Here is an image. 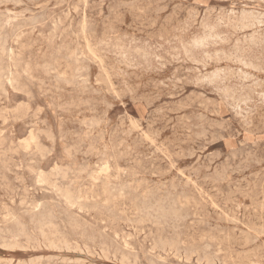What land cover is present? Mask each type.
Here are the masks:
<instances>
[{
  "label": "rangeland",
  "instance_id": "1",
  "mask_svg": "<svg viewBox=\"0 0 264 264\" xmlns=\"http://www.w3.org/2000/svg\"><path fill=\"white\" fill-rule=\"evenodd\" d=\"M17 1L18 0H11V1L10 0H2V2L0 1V3H1L0 4V15L2 14L1 15L2 17L0 16V47L2 49L5 48L4 49L5 51L0 48V53H1V51H4V52H2L4 54L1 53V55H0V60L3 59L0 61V63L2 64V65H0V68H1L0 73L3 75V76L0 75V79L1 80L3 79V81L0 80V89L5 88L4 89L5 91L0 90V92L2 91V93H3V94L0 93V112H1L0 113V132H1V134H0V152H1L0 153V179H2V180L5 179L3 181L0 180V188H1L0 189V218H1L0 224H2V226L0 225V230L4 232V234H3V232L1 233V231H0V234H2V236L0 235V240H1V243L3 244L0 246L1 247L0 248V264H8V263H10V264H22V263L27 264V262H28V264H30V263L31 264L32 263L33 264L34 263L35 264H41V263L43 264L44 262H45L44 264H49V263L50 264H52V263L53 264H61V263L62 264H64V263H66V264H70V263L71 264H119L120 263L121 264V262H124V264H127V262L129 260L131 261V259H132L131 262H133V263L128 262V264L129 263L130 264H134V263H136V264H148L149 262L151 263V261H154V263L152 262L151 264H198L202 258L204 259V257H205V259L206 258L207 259L206 260L202 259V261L199 264H206V263L208 264L207 260L211 264H213V263L214 264H222L223 262H224L223 264H252V262H253V264H264V243H263L264 242V208H263L264 207V194H263L264 193V184H263L264 183L263 182L264 181V105H263L264 104V69H262V68H264V65H263L264 64V56H262L264 54V51H263L264 41H262L264 39V25L261 24L264 21V14H262V13H264V0H253L254 2H252V0L251 1L250 0H247V1L246 0H244V1L243 0H164V1H162V0H137V1H135V0H83V3H82V0H80V1L79 0H73V5H72V0H65L64 2L66 4H64V2H62L63 0H58V1L57 0H49L50 3L47 0H43L44 1L43 3H42V0H25V1L19 0L18 3H17ZM54 1H56L57 4ZM132 1H135V2H133V4H132L131 3ZM159 1H160V3H159ZM257 1H259V2H257ZM23 2H25V4H23ZM97 2H99L98 4H100V5H98V4L96 5ZM128 2H129V5H132L133 7L131 6L132 7L131 8L129 6V8H127V10H126V7H128V5H127ZM3 3H4V5H3ZM16 3L18 6L16 5ZM121 3L125 4V5L122 6ZM134 3H136L135 5L137 8L135 7ZM94 4H95V6H94ZM148 4H150V5H148ZM67 5H68V7H67ZM117 5L118 6L121 5L122 7L120 6L121 8L119 7L120 9H118ZM13 6L15 8H13ZM28 6H29V8H28ZM246 6H248V7H246ZM52 7H53V10H52ZM58 7H62V8H58ZM111 7L115 8L118 12H116V10L113 8L111 9ZM123 7H125V8H123ZM25 8H27V9H25ZM56 8H58V9H56ZM67 8H68V10H67ZM74 8H76V9H74ZM210 8H211V10H210ZM8 9H11V10H8ZM146 9H148V12ZM158 9L160 10V12L158 11ZM162 9H163V11H162ZM193 9L196 12L195 14L193 13V11H194ZM220 9H222V10H220ZM6 10H7V12H4ZM111 10H112V12H111ZM124 10H126V11H124ZM189 10H191V11H189ZM109 11L113 14H111ZM119 11H121V13ZM211 11L212 12L215 11V12L212 13ZM244 11L245 12L247 11L246 12L247 14ZM154 12L157 14H155ZM185 12L188 15L187 14L185 15ZM203 12H205V13H203ZM243 12L245 13V15L243 14ZM259 12H261V16H258V15H260ZM11 13H13L14 15ZM16 13L17 14L19 13V14L17 15ZM118 13H119V15H118ZM146 13H147V15H146ZM177 13H179V14H177ZM251 13H253L254 15H252ZM44 14H45L46 18L44 16ZM49 14H50V16H49ZM114 14L116 17L114 16ZM138 14H140V15H138ZM196 14L198 17L196 16ZM207 14H208V16H211V17H208ZM229 14L230 15L232 14V16L229 17L230 16ZM3 15L6 17H3ZM168 15H171V16H168ZM190 15H191V17H190ZM194 15H195V18H194ZM12 16L17 18V19L13 18ZM83 16H85V17H83ZM120 16H121V18H120ZM241 16H242V18H241ZM250 16H252V17H250ZM255 16H256V18H255ZM47 17H48V19H47ZM206 17H208L209 20ZM217 17H219L220 19ZM257 17H259V18H257ZM107 18H108V20H107ZM115 18H117V21ZM211 18L213 20L216 19L217 21L216 20L212 21ZM191 19H194V20L192 21ZM241 19H243L244 21ZM245 19H247V20H245ZM19 20L21 23L19 22ZM149 20H150V22H149ZM189 20H190V22H189ZM205 20H206V22H205ZM225 20H227V21H225ZM233 20H235V21L233 22ZM6 21H8V22H6ZM80 21H82V22L80 23ZM253 21H256V22L254 23ZM260 21H262V22H260ZM94 22H95V24H94ZM100 22L101 23L103 22L102 24L105 23L104 24L105 27ZM108 22H110L111 24ZM118 22H119V24H118ZM215 22H219V23H215ZM220 22H222V23H220ZM235 22H237V23H235ZM241 22L244 24H242ZM2 23H3V25H2ZM8 23L9 24L11 23V25L14 26L16 29L13 28ZM87 23H88V25H86ZM121 23H123V24H121ZM150 23H151V25H150ZM164 23H166V24L164 25ZM178 23H179V25H178ZM180 23H181V25H180ZM182 23L185 25H183ZM192 23H193V25H192ZM194 23L196 25H194ZM246 23L248 24V26ZM19 24H21V25H19ZM27 24H29V25H27ZM50 24L53 26L51 27ZM69 24H70V26L72 25L71 28H69L70 27ZM80 24H81V26H80ZM202 24H205V25H202ZM219 24L222 27H218ZM250 24H251V26H250ZM1 25L3 26L4 30H3ZM7 25L9 28L6 29ZM30 25L32 26V28ZM91 26H92V28H91ZM203 26L205 29H203ZM206 26H208V27H206ZM79 27H80V30L78 29ZM147 27H149V28H147ZM173 27H174V29H173ZM190 27H191V29H190ZM196 27H197V29H196ZM232 27H234V28H232ZM127 28H129V29H127ZM252 28L254 30H252ZM14 29H15V31H14ZM17 29H19V30L17 31ZM81 29H82V31H81ZM180 29H181V31H180ZM208 29L209 30L212 29L211 30L212 32L211 31L209 32ZM249 29H251V30H249ZM5 30H8V31H5ZM61 30H62V32H61ZM174 30L176 32H174ZM183 30H185V31L187 30V31L185 32ZM79 31L81 32V34L79 33ZM103 31H104V34H106V35L103 34ZM105 31H107V32H105ZM110 31L114 35L110 34L111 33ZM163 31L165 32L166 35L163 33ZM182 31H183V33H182ZM205 31H206V35H205ZM4 32L5 33L8 32V33L5 34ZM139 32H141V34ZM196 32H197V36H196ZM198 32L200 34H198ZM240 32H241V34H240ZM11 33L13 35H11ZM82 33H84V34H82ZM162 33H163V35H165L164 37H163ZM233 33H236L237 35L233 34ZM260 33H262V34H260ZM79 34H80V36L77 37ZM145 34L147 35V37ZM155 34L158 37H153ZM159 34H161V35H159ZM209 34L210 35L212 34V35L210 36ZM250 34H252V35H250ZM100 35L103 37H101ZM115 35H117V37ZM119 35H121V36H119ZM122 35H124V36L122 37ZM221 35H223V36L221 37ZM67 36H68V39H67ZM150 36H152L153 38ZM183 36H185V37H183ZM200 36H201V38H200ZM207 36H208V38H207ZM209 36L211 39L209 38ZM253 36H254V39H253ZM9 37L11 38L12 42L9 39ZM88 37H89V39H88ZM112 37H113V39L115 38L117 41L112 40ZM140 37L142 39H140ZM165 37L170 38V39H171V37H174V38H172L171 40L170 39L167 40V39H165ZM176 37H178V38H176ZM181 37L183 40L181 39ZM187 37H188V39H186ZM190 37L193 38L194 40L191 39ZM202 37H205L204 40H206L207 42L206 41L204 42ZM213 37H214V39H212ZM80 38H82L83 41H85V42H82V41L80 42V40H82ZM94 38H95V40H94ZM104 38H106V39H104ZM118 38H120V39L122 38V39L120 40ZM144 38H146L147 40ZM160 38H161V40H160ZM222 38H224V39H222ZM246 38L247 39L250 38V39H248L249 41L246 40ZM258 38H261V39H258ZM98 39L100 41H98ZM139 39H140V41H139ZM238 39L241 40V42L243 41L242 45ZM101 40H102V42H101ZM142 40L144 41V43ZM195 40H197L196 42H198V43H196ZM222 40L223 41L225 40L226 42L233 41L234 43L231 42V44H229V43L224 44L225 41L223 42ZM236 40L239 41L240 46H239V44H237ZM254 40H257V41L254 42ZM106 41L108 42V44L106 43ZM111 41H113V42H111ZM122 41H123V43H122ZM153 41H154V43H153ZM164 41H165V43H164ZM193 41L195 42L194 44H192ZM214 41L217 43H215ZM246 41H248V43H249L248 46L246 44L247 43ZM250 41H252V43L253 42L254 43L252 44ZM97 42L99 43V45H97L98 44ZM116 42H118V43H116ZM130 42H132V43H130ZM133 42L135 45L133 44ZM257 42L259 44H257ZM102 43L105 47L102 45ZM115 43L117 45L121 44L122 46L121 45H120L121 47L119 45L117 46V45H115ZM205 43H206V45H205ZM207 43L209 45H207ZM218 43H220V44H218ZM164 44L165 45L167 44L166 46H168V48L166 46H164ZM4 45H6V46L2 47ZM187 45H188V47L186 48ZM198 45L202 49L198 48ZM251 45H252V47H251ZM66 46H68V47H66ZM83 46L84 47L86 46V47L84 48ZM123 46H124V48H123ZM129 46H130V48H129ZM148 46H150V47H148ZM244 46H245V48H244ZM8 47H9V49H8ZM74 47H76L77 49ZM92 47H94L95 50ZM110 47H112V48H110ZM253 47H254V49H253ZM260 47H262V48L260 49ZM29 48H31V49H29ZM59 48H60V51L58 52ZM116 48H118L119 50ZM133 48H136V49H133ZM174 48L178 49V50H176L177 52L175 51ZM205 48H207V49H205ZM231 48H234L235 50L231 49ZM65 49L68 52L69 51L70 52L67 53V51ZM145 49H146V52L148 55L146 54ZM157 49H159V50H157ZM209 49L211 50V52L209 51ZM221 49L224 51H222ZM237 49L240 51H238ZM256 49H258V50L256 51ZM28 50L30 51L29 53L27 52ZM75 50L81 51L82 54H81V52H79L80 53L79 54L77 51L76 55H75V53H74ZM128 50L129 51L131 50V52H128ZM63 51H64V53H63ZM100 51H101V53H100ZM122 51H124V52H122ZM151 51L155 54V57H154V54L152 55L153 59L151 58V54H152ZM218 51H219V53H218ZM236 51H238V52H236ZM5 52H7L8 54ZM108 52L111 56L108 54ZM111 52H113V53H111ZM185 52H187V53H185ZM220 52H221V54H220ZM231 52H233V53H231ZM239 52H241V54ZM246 52H247V54H246ZM123 53L125 54V57H124ZM174 53H175V55H174ZM182 53H183V55H182ZM236 53L238 54V56ZM5 54L7 56H5ZM73 54L76 57H73L74 56ZM141 54H142V57H141ZM177 54H178V56L176 57ZM209 54H210V56H209ZM242 54L244 57L242 56ZM83 55H84V57H83ZM132 55H133L134 59H133ZM195 55H197V56H195ZM205 55H206V57H204ZM227 55H229L230 57H227ZM1 56H4L5 58H3ZM26 56H28L29 58ZM112 56L117 60L119 57V60L118 61L112 60V59H114ZM185 56L186 57L188 56L189 58H187V59L190 61H188L186 58H184ZM70 57H73V58H70ZM89 57H92V58L90 59ZM120 57H121V59H120ZM159 57H160V59H162V61L160 59H158ZM174 57H176V58H174ZM233 57L234 58L236 57V58L234 59ZM7 58L9 60V63L7 62L8 61ZM64 58H66V61L64 60ZM191 58L192 59L194 58V59L191 60ZM230 58H231V60H229ZM232 58L234 61L232 60ZM237 58H239L240 61L241 60L242 61L241 62L238 61L239 59H237ZM243 58H244V60H243ZM247 58H248V60H247ZM261 58H262V60H261ZM67 59H70V60L67 61ZM92 59H94L95 61ZM126 59H127V61H125ZM147 59H149V61ZM203 59H205V60H203ZM216 59L217 60L219 59V61H217ZM225 59L229 60V61H226ZM71 60H72V62H71ZM83 60H84V62H82ZM209 60H210V62H209ZM3 61H5V62H3ZM114 61H117V62H114ZM120 61H122V62L124 61V66L121 64L122 62H120ZM166 61H167V63H166ZM178 61H179V63H178ZM183 61H184V63H183ZM197 61H198V63H196ZM231 61L235 65H233V63ZM254 61H255V63L256 62L257 63L254 64ZM261 61H262V63H261ZM44 62H46V63H44ZM119 62H120V64H118V66H116L117 63H119ZM128 62H130V63H128ZM131 62H133L132 63L133 65L131 64ZM186 62H187V64H185ZM189 62H191L190 64H192V65H190ZM193 62H195V63L193 64ZM200 62L203 63L205 66L203 64H201ZM217 62H220V63H217ZM3 63H5L7 65L5 66V64H3ZM85 63H87V64H85ZM143 63L145 65H143ZM169 63H170V65H168ZM125 64H126V66H125ZM146 64L148 67L146 66ZM161 64H162V66H161ZM245 64L247 67H245ZM250 64L254 67L248 68L249 67L248 65H250ZM44 65H45V67H42ZM46 65L48 68H46ZM3 66L6 67L7 69L4 68ZM49 66L51 67L50 69H49ZM73 66H75V67H73ZM83 66H84V68H83ZM98 66H99V69H98ZM128 66L131 70L128 69ZM156 66L158 68L159 67L161 68V72L159 70L160 68L158 69ZM179 66L181 67V69H179L180 68ZM256 66H257V68L259 67L260 70L257 69ZM2 67L6 71H4L2 69ZM79 67H82V68H79ZM100 67L102 69H100ZM109 67H111V68H109ZM134 67H136V68H134ZM57 68H58V70H57ZM67 68H68V70H67ZM137 68H138V70H137ZM153 68H154V70H153ZM202 68H203V70H202ZM241 68L243 71L240 70ZM253 68L255 70L257 69L256 72H255V70H253ZM47 69H48V71H47ZM139 69H140V71H139ZM143 69H145V70H143ZM232 69L234 70L233 73L235 75L232 73V71H233ZM119 70L121 72L125 71L124 75L126 77L123 76V74L120 73ZM156 70H157V72H156ZM63 71H64V74L62 73ZM143 71L146 73V75ZM240 71H241V73H240ZM245 71H246V73H245ZM47 72H49L48 75H47ZM82 72L85 73V75H83ZM102 72H103V75H102ZM210 72H211V74H210ZM213 72L215 73V76H214ZM235 72L238 73L237 74L238 76L236 75ZM58 73H59V75H58ZM131 73H132V75H131ZM217 73H218V76L216 75ZM227 73H229V74H227ZM239 73H240L241 77H240ZM79 74H81V75H79ZM97 74H98V76H97ZM115 74L117 75V77ZM232 74H233V76H232ZM73 75L75 77H73ZM135 75H136V78L139 80H137L135 78ZM197 75H199V76H197ZM202 75H204V76L207 75L208 77L204 78V76L202 77ZM229 75H230V77H229ZM245 75H246V77H248L247 80L245 79L246 77H244ZM69 76H70V78H69ZM118 76H121V77H118ZM139 76H140V78H139ZM249 76L251 79L249 78ZM127 77L129 78L128 80L126 79ZM209 77H211V78H209ZM214 77H216L218 81ZM221 77H223L224 80ZM226 77H229L230 79L226 78ZM252 77H254V78H252ZM60 78H61V81H60ZM195 78L196 79L199 78V79H197V81H193V80H195ZM212 78H214V79H212ZM81 79H84L85 81L81 80ZM98 79H99V81H98ZM122 79L125 82L122 81ZM169 79H170V81H169ZM171 79H172V82H171ZM178 79H181L180 83L178 82L179 81ZM201 79L204 81H201ZM205 79H206V81H205ZM240 79H241V81H240ZM242 79H244V80H242ZM253 79H255L254 83L252 82ZM63 80H66L67 82L66 81L64 82ZM80 80H81V82H80ZM198 80H200L201 83ZM213 80H216V81H213ZM86 81H88V82H86ZM208 81L209 82L212 81V83H209ZM221 81L224 82V84ZM227 81H229V82H227ZM76 82H77V84H75ZM94 82H96L97 84ZM258 82L260 84H263V85H260ZM65 83H67L66 87H65ZM70 83H72V85H75V86L70 85V87H69L68 84H70ZM161 83L166 84L167 87L165 85L162 86ZM84 84L87 86H85ZM227 84H229V85H227ZM244 84H245V86H244ZM253 84L257 85V87L254 86ZM129 85H130V87H129ZM172 85H174V86H172ZM211 85H212V87H211ZM237 85H239V86H237ZM77 86H78V88H76ZM224 86L227 90L224 89ZM261 86H262V88H260ZM79 87L80 88L83 87V88L80 89ZM85 87H86V89L83 91V89ZM155 87H156V89H155ZM242 87H246V88L242 89ZM250 87H251V89H250ZM255 87H256V90H255ZM125 88H127V89H125ZM152 88H154V89H152ZM235 88L237 90H235ZM240 88L242 90H240ZM90 89L92 91H90ZM107 89H108V91H107ZM212 89H213V91H212ZM215 89L218 91H216ZM98 90H99V92H97ZM126 90H128L129 92L131 91V92L128 93V91H126ZM251 90H254L255 93ZM93 91H94L95 95H93L94 94ZM214 91H215V93H214ZM227 91H229L230 94L233 92V94L230 95L229 92H227ZM234 91H235V94H234ZM4 92L7 93L6 94L7 97H6ZM101 92H102V94H100ZM112 92H114V93H112ZM221 92H223V93L221 94ZM224 92L226 94H224ZM260 92H262V93H260ZM30 93H31V95H30ZM149 93H151V95ZM156 93H157V95H156ZM246 93H248V94H246ZM256 93H258L260 96ZM238 94H239V96H237ZM253 94H254V96H252ZM116 95H117V97H116ZM171 95L173 96V98H171L172 97ZM223 95H224V98L226 100L224 98L222 99L221 96H223ZM227 95H229V96H227ZM240 95H241V97L242 96L244 97V99L242 98L244 101L246 99L247 100L245 102L242 101V99H241V101H237L238 99L240 100V98H241ZM247 95L249 97H247ZM168 96H169V98H168ZM261 96H262V98H261ZM49 97L51 100L49 99ZM130 98L132 100H129ZM180 98H182V99H180ZM227 98H229V100H227ZM235 98H237V99H235ZM250 98H251V100H250ZM254 98H255V102L253 101ZM248 100H249V102L246 103ZM85 101H86V103H85ZM207 101H208V103H207ZM225 101H227V103ZM230 101L232 102V104H230ZM235 101H237L238 103H236ZM260 101L262 103H260ZM144 102L145 103L147 102V104H145ZM223 102H225V103H223ZM240 102H241V104H240ZM107 103H108V105H107ZM57 104H58V107H57ZM72 104H74V106ZM213 104H215V106ZM59 106L62 108H59ZM244 106H246V107H244ZM108 107H110V108H108ZM75 108H77V109H75ZM235 108L236 109L239 108V109H237L238 111ZM248 108H249V110H248ZM109 109H112V110L110 111ZM251 109L253 111H250ZM153 110L155 113L153 112ZM240 110H242V111H240ZM8 111L10 114H8ZM16 111L18 114L16 113V115H15ZM156 112H158V113H156ZM250 112H251V114H250ZM5 113H6V115H5ZM20 113L22 115H20ZM96 113H97V115H96ZM105 115H106V117H105ZM99 116H100V118H99ZM174 116H176V117L174 118ZM13 117H14L15 121L13 120ZM193 117H195V119ZM10 118H12L13 121ZM160 118H161V120H160ZM241 118H243V120H241ZM245 118H246L247 122H245L246 121ZM3 119H4V121H1ZM170 119H171V121H170ZM6 120H7V122H6ZM84 121H87V122H84ZM151 121H152V123H151ZM165 121H167V125H165L166 124ZM81 122H83V123H81ZM244 122L247 124H245ZM248 123H250V124H248ZM29 124H30V126L28 127ZM87 124H88V126H87ZM34 125H35V127H34ZM80 125H82V126H80ZM92 126H94V127H92ZM104 126H105V128H104ZM244 126H246V127H244ZM262 126H263V128H262ZM95 128H97V129H95ZM99 128L101 130H99ZM102 129H104V131ZM105 129H106V131H105ZM113 129L115 130V132H113L114 131ZM39 130H42V131H40L41 134H39L40 132L38 133ZM256 130H257V132H256ZM29 132H31V133H29ZM101 132H103V134ZM129 132L131 133V135H129L130 134ZM27 133H28V136H31L30 137L31 139L27 136ZM48 133H49V135H48ZM111 133H113V135ZM120 133L123 135L121 136ZM194 133H195V135H194ZM75 135H77V136H75ZM182 135H184V136H182ZM49 136H50V138H49ZM44 137L45 138L47 137L46 139L48 141H46V139ZM103 137H104V139H103ZM60 138H61V141H59ZM108 139H110V140H108ZM141 139H142V141H141ZM23 140L27 141L26 142L27 144L24 143ZM32 140H33V142H32ZM64 140H66V141H64ZM119 142L122 143V145H120ZM51 143H54V144H51ZM144 143H146V144H144ZM12 144H14V145H12ZM134 144L135 145L137 144L136 147ZM50 145H52V146H50ZM111 145L112 146L117 145L116 148L118 147V145H120V146L118 147V149H116L115 146L112 148ZM11 146H13V147H11ZM26 146L27 147L29 146V147L27 148ZM167 146H168V148H167ZM70 147H72L73 149L72 148L70 149ZM95 147H97V149H99V150L96 151ZM10 148H12V149H10ZM36 148H38L37 149L38 151L36 150ZM50 148L51 149L53 148V149L51 150ZM77 148L80 149V151ZM85 148L87 149L86 151H85ZM74 149L75 150L77 149L78 152L77 151L74 152L75 151ZM114 149H116V151ZM8 150H9V152H8ZM107 150H109V151H107ZM117 150L121 153H118ZM127 150H128V152H127ZM33 151H35V152H33ZM90 151H91V153H90ZM100 151H101V153H100ZM112 151L116 153L115 154L116 156L114 155V153L111 154ZM124 151H125V153H124ZM155 152H156V154H155ZM187 152H188V154H187ZM10 153H11V155H10ZM150 153L152 154V157H151ZM120 154H122V155L120 156ZM166 154H167V156H166ZM248 154H249V156H248ZM94 155H96V157ZM111 155H114V157ZM134 158H136V159H134ZM98 159H99V161H98ZM7 160H9V161L7 162ZM133 160H134V163L132 162ZM256 160H258V161H256ZM29 161H30V163H29ZM137 161H140L141 163H139ZM211 161H214V162H211ZM239 162H240V164H239ZM256 162L257 163L259 162V163L256 164ZM24 163H25V165H24ZM125 163H126V165H124ZM135 164H137V165H135ZM138 164H139V166H138ZM117 165H118V167H117ZM112 166L114 167V170H113ZM169 167H170V169H169ZM5 168L7 171L5 170ZM19 168H20V170H19ZM119 168H120V170L121 169L122 170L120 171ZM125 168L126 169L128 168V170H126ZM188 168H190V169H188ZM159 169H160V171H159ZM184 169H186V171ZM215 169H217V170H215ZM247 169H249V170H247ZM29 170H31V171H29ZM40 170L42 172H40ZM179 170H181L182 172H179ZM199 170H200V172H199ZM205 170H207V171H205ZM10 171L12 172V174H10L11 173ZM88 171H89V173H88ZM259 171L262 173H260ZM122 172L125 173V175ZM187 172H188V174H187ZM191 172H193V173H191ZM207 172H208V174L210 173L209 176H208ZM106 173H107V175H106ZM258 173H259V175H257ZM79 174L81 176H79ZM88 174L90 176H88ZM113 174H115L117 176V177H115V175H114L115 179L113 178ZM130 174L132 176H130ZM218 174H220L219 178H218ZM93 175H94V177H92ZM215 175H217V176H215ZM77 176L80 177V180ZM226 176H227V178H226ZM15 178H16V180H15ZM74 178H75V180H74ZM91 179H92V181H91ZM93 179H94V182H93ZM199 179H201V180H199ZM36 180L38 182H36ZM88 180H89V182H88ZM136 180H137V182H136ZM138 180H140L141 182ZM184 181H186L187 183ZM86 182L88 184H86ZM90 182H91V184H90ZM144 182H145V186L143 184ZM253 182H254V184H253ZM69 183H71L72 185H70ZM140 183H142V184L140 185ZM191 183H192V185H191ZM123 184H125L124 185L125 188L128 187V188H126L127 190L123 187ZM127 184H131L132 186L131 185L129 186ZM87 185H89L88 186L89 188L87 187ZM106 185H107V187H109V189H107V187H105ZM111 185H113V186L110 187ZM120 185H122V186L120 187ZM246 185H248L249 187ZM67 186H69V188ZM70 186H71V188H70ZM93 186H95V187H93ZM156 186H158V187H156ZM161 186L162 187L164 186L163 187L164 189H162ZM169 186H171V187H169ZM167 187H169V189ZM30 188L31 189L33 188L34 191L31 190ZM100 188H102V191ZM113 188H117V189H113ZM129 188H131V190ZM181 188H182V190H181ZM72 189H74V190H72ZM132 189H134V192ZM185 189H187V190H185ZM230 189H232V190L230 191ZM11 190L14 192H12ZM103 190H105L104 193H103ZM115 190H117L118 193ZM128 190H129V192H128ZM136 190H138V191H136ZM150 190L152 192L153 191L154 192L151 194ZM76 191H78V192H76ZM88 191L90 192V194ZM91 191L95 192V193L93 192L94 195L96 194V192H98V193L96 194V196H93V194H91L92 193ZM120 191H123V192H120ZM169 191H170V193H169ZM171 191H172V193H171ZM70 192H71V194H70ZM72 192L74 194H76V195H74L76 197H74L72 195L73 194ZM132 192L134 193V195ZM135 192H137L138 194ZM159 192H161V193H159ZM80 193L82 194V196L84 198L80 199L82 197ZM101 193H103L105 196H103V194H101ZM149 193L151 195H153L154 197L151 196ZM66 194H67V196H65ZM126 194L129 197H127V196L125 197L124 195H126ZM69 195H70V197H69ZM99 195H101L103 197L100 198ZM140 195H142V197ZM161 195H163V196H161ZM170 195H172V197ZM114 196H115V198H114ZM118 196H119V199H118ZM130 196H131V198H130ZM149 196H150V199H149ZM157 196H159L161 200H159V198ZM191 196L193 197V199L195 201H193ZM67 197H69V198L67 199ZM86 197H87V199H86ZM91 197L92 198L94 197L92 199L93 201L89 200V198L91 199ZM95 197L96 198L98 197L97 200H95ZM120 197H122V198H120ZM145 197H146V199H145ZM71 198L74 202L76 200L78 201V203L76 201L77 206L72 200L69 201V199H71ZM77 198L81 201H79ZM106 198H107V200H106ZM137 198H139V199H137ZM151 198L153 200H151ZM98 199H101V200L98 201ZM185 199H188V200H185ZM113 200L115 203L114 207H116V205H117V206H119L120 209L117 207L118 209L116 210L113 207V205H114ZM116 200H118L120 203L124 204L125 206L120 205V203H117L118 201H116ZM136 200H139V201H136ZM146 200H148L150 203ZM190 200H192L194 204L191 203L192 201H190ZM10 201H12V202H10ZM104 201L107 203H105ZM154 201L157 202L158 204H156ZM165 201H167V202L165 203ZM172 201L176 205H174L172 203ZM225 201H226V203H225ZM46 202H47V204H46ZM65 202H67V203H65ZM70 202L71 203L73 202V205L69 204ZM100 202H102V203H100ZM147 202L151 206H149L147 204ZM159 202L161 204H159ZM133 203H135V204H133ZM152 203H154V205ZM168 203H170V204H168ZM198 203L201 205H199ZM62 204H64V205H62ZM79 204H82L81 205L82 207ZM83 204L84 205L86 204V205L84 206ZM101 204H103L104 206L101 207L102 206ZM162 204H164V205H162ZM57 205H59L58 207L60 209L56 207ZM74 205H75V207H74ZM42 206L44 207L45 211L43 210ZM99 206H100V209L97 208ZM153 206H155V207H153ZM89 207L91 209H93V213L91 210H89L90 209ZM106 207H108V209L111 211V213L109 212V210H107ZM121 207H123V209H121ZM156 207L158 208L159 212H158ZM159 207H162V209H160ZM170 207H172L174 211H176V209H177L178 213L177 212L174 213L171 210L172 208L170 209ZM205 207H206V210H205ZM83 208H84V210H83ZM111 208H112V210H111ZM140 208H142V209L140 210ZM237 208L240 211H238ZM4 209H6V210H4ZM46 209L48 212H46ZM68 209H69V211H67ZM70 209H72V210H70ZM79 209H81V210H79ZM153 209H155V210H153ZM50 210L52 212H50ZM125 210L127 211V215H125L126 214ZM151 210H152V212H151ZM227 210H229V211H227ZM1 211H3V212H1ZM25 211H26V213H25ZM89 211H90V213H89ZM119 211H120V213H119ZM128 211L130 212L131 215H128V213H129ZM167 211H170V214ZM180 211H181V213H180ZM44 212H46V213L44 214ZM66 212H67V215L64 216ZM101 212H104V213L102 214ZM106 212H107V214L109 213V215H107ZM197 212H198V214H197ZM30 213L33 215V217H31L32 215L28 216ZM87 213H89V214H87ZM114 213H115V215H114L115 217L112 216V214H114ZM135 213H136V215L134 216ZM171 213L174 214L175 216L177 215L179 217L176 216V218H174L175 216H173ZM34 214L35 215L37 214L36 217L37 216L38 217L34 218L35 217ZM168 214L172 215V218H174V219L172 220V218H170L171 216H169ZM45 215L48 217L45 218L46 217ZM97 215H99V216H97ZM162 215H164L163 218H162ZM16 216H18L17 220H15ZM26 216L29 217L30 220H28V218ZM49 216H51V217L49 218ZM67 216L69 219L70 218L72 219L75 216L74 217L75 220L70 219L71 222H69ZM128 216H130V217H128ZM140 216H142L144 218V220L141 219ZM167 216L169 218H167ZM56 217H57V219H56ZM108 217H109L110 221L111 220H113V221H111V222L108 221ZM124 217H125V219H124ZM148 217H150V219ZM187 217H188V219H187ZM51 218L54 219V221H56V220L57 221L54 222ZM106 218H107V220H106ZM151 218H153V219L151 220ZM40 219H42V220H40ZM82 219H84V220H82ZM135 219L136 220L138 219L137 221H139V222H137ZM154 219H156V220H154ZM162 219H165V220H162ZM175 219H179V221L178 220L175 221ZM58 220L60 222H58ZM95 220H96V223H95ZM98 220H99V222L101 221L103 223H101V222L99 223ZM102 220H104V221H102ZM122 220H124V221H122ZM134 220H135V222H132ZM160 220H161V222H160ZM14 221H16V222H14ZM31 221L35 222V223L33 222V226H32ZM78 221H79V223H78ZM141 221L142 222L145 221V223H142ZM152 221L155 223L157 222L158 225H156L157 223L152 224ZM163 221L164 222L166 221L165 224ZM76 222H77V224L75 226ZM109 222L111 224H113V223L114 224L110 225ZM176 222H178V223L180 222V223L178 224ZM59 223L62 226H60ZM81 223H83V224H81ZM134 223L135 224L137 223L138 227L136 226L137 224L134 225ZM160 223L162 225H164V226L160 225V227H162V228L159 227ZM232 223H234V224H232ZM72 224H74V225H72ZM78 224L80 226L84 225V227H80ZM116 224H117V228H115ZM149 224H151L152 226ZM168 224L171 227H169ZM194 224H195V226H193ZM12 225H13V227H12ZM39 225H40V228H39ZM109 225H110V228H109ZM174 225H176V227ZM68 226L70 227L71 230H69ZM77 226L80 228H78ZM86 226H88V228ZM26 227H27V229H25ZM49 227H51V228H49ZM57 227H59V228L61 227V229H58ZM64 227H66V228H64ZM74 227H75V229H74ZM126 227H129V228H126ZM168 227H169V230H171V231L168 230ZM36 228L38 230H36ZM106 228H108L109 230ZM142 228H143V230H142ZM155 228H157V229H155ZM165 228H167V229L165 230ZM177 228H179V229H177ZM14 229H16V230H14ZM62 229H64L65 231ZM76 229H77V232H76ZM117 229H118V231H117ZM32 230H33V232H32ZM48 230H50L51 233ZM53 230H54V232H56L57 237L55 236L54 232L52 233ZM132 230H134V232ZM141 230L143 231L142 232L143 234L141 233ZM157 230H158V234H157ZM162 230L164 232L166 231L165 232L166 234L165 233L163 234L162 232H160ZM6 231H8V232L11 231V232L8 233ZM27 231H30V232H27ZM43 231H44V233H43ZM71 231H73V232L71 233ZM83 231H85L86 234H88V235L89 234L92 235V233H94L93 235L95 237L91 236V235H89V237H87L88 235H86L85 233H84V236H85L84 237L83 233H82ZM119 231H120V233H119ZM167 231H169V232H167ZM57 232H58V234H57ZM97 232H99V233H97ZM138 232H139V234H137ZM148 232H150V233H148ZM32 233L33 234L35 233V234L33 235ZM47 233H48L49 237L47 236ZM73 233H74V235H73ZM126 233H128V236ZM167 233H168V235H167ZM8 234H9V236H8ZM12 234L14 236L17 234L18 235V236L16 235L17 238H16V236L14 237ZM19 234L22 235L24 238H22L21 236L19 237ZM45 234H46V236H45ZM51 234H53V235H51ZM123 234H124V236H123ZM160 234H162V236ZM240 234L242 237L240 236ZM35 235H37V236H35ZM63 235L65 236V238L63 237ZM76 235H78V236L75 237ZM79 235L82 237H80ZM174 235H176V236H174ZM29 236H32V237H29ZM72 236H74V237H72ZM103 236L106 238L107 242L104 241L105 238H103ZM121 236L124 238H122ZM130 236H131V239L129 240ZM142 236H144V237H142ZM163 236H166L165 237L166 240L163 239ZM168 236H173V237L169 238ZM3 237H5V239L8 237L6 239V241L9 240L8 242L12 241L11 243H9V245L11 244L10 245L11 248L8 245V242H6ZM54 237H55V239H54ZM99 237H101L100 238L101 241L104 239L102 241L103 243L101 241L100 242L98 241ZM112 237H113V239H112ZM114 237L116 238V241L114 240L115 239ZM133 237H134V239H132ZM147 237H149V238H147ZM31 238H33V239L36 238V239L29 240ZM43 238H44L45 243L42 241ZM47 238L50 239L49 242H46ZM81 238H82V240H81ZM158 238L160 239V241H158L159 240ZM176 238L178 241L176 240ZM203 238H205V239H203ZM215 238H217L218 242ZM244 238H247V239L244 240ZM19 239H20V241H19ZM48 239H47V241H48ZM53 239H54V242H53ZM62 239H63V242L60 241ZM70 239H72V240L70 241ZM87 239H88V241H87ZM95 239H96V242H95ZM120 239H121V242H120ZM143 239H144V241H143ZM172 239L174 240V242ZM227 239H229V240H227ZM257 239H258V241H257ZM22 240L24 241V243ZM74 240H76L78 243ZM151 240H154V242H152ZM163 240H165V241H163ZM239 240H240V242H239ZM32 241L34 244L32 243ZM34 241H36L38 243H36ZM86 241L88 242V244H86L87 243ZM161 241L163 244L162 243L159 244ZM169 241H171V242H169ZM226 241H229V242H226ZM252 241H254L253 244H251ZM3 242L5 243V245H8V246H4ZM13 242H15V243H13ZM17 242L20 244V246L19 245L17 246V244H16ZM67 242L69 244H67ZM25 243H26V245H25ZM59 243H62L63 246L61 247V244H59ZM98 243L99 244L100 243L107 244V245L102 246V244L99 245ZM116 243H118V244H116ZM124 243H125V245H124ZM127 243H129V244H127ZM169 243H170V245H169ZM57 244H59L60 246L59 245L57 246ZM94 244H95V246H94ZM109 244H112V246ZM164 244H166V245H164ZM183 244H184V246H183ZM188 244H190V245L188 246ZM13 245H14V247H13ZM80 245H81V247H80ZM85 245H87V247ZM127 245H128V247L125 248V246H127ZM171 245H173L174 247L173 246L171 247ZM110 246L112 247V249ZM115 246L117 248H115ZM120 246H121V248H120ZM168 246H169V248H168ZM204 246H205V248H204ZM2 247H4V248H2ZM22 247H24V249ZM27 247H28V249H27ZM65 247H67V248H65ZM131 247H133V249ZM210 247H211V249H210ZM7 248H9V249H7ZM60 248H62V249H60ZM104 248L106 250H102ZM122 248H124V249H122ZM156 248L159 251H157ZM159 248L161 250L163 248H165V249H163V252H161V250ZM170 248H172V249H170ZM226 248H229V249H226ZM34 249H36V250H34ZM54 249H55V251H54ZM177 249L179 250L178 252H177ZM116 250H117V252H116ZM180 250H181V252H180ZM189 250L190 251L194 250V252L196 250V251H198V254H197V252L194 253L193 251L189 252ZM120 251H122L124 253H122V252L120 253ZM86 252L87 253L89 252L88 255H86L87 254ZM185 252H187V253H185ZM214 252H215V254H213ZM125 253H128V254H125ZM109 254L110 255L112 254L111 257H109ZM116 254L120 255V256L117 257ZM129 254L134 255V257L130 256ZM205 254H208V255H205ZM93 255L95 258L93 257ZM122 255H123V257H122ZM135 255H137V258L135 257ZM157 255H158V257H157ZM183 255H184V257H183ZM102 256L103 257L105 256L106 259H104ZM159 256H161V257H159ZM49 257L51 260L47 259ZM52 257H54V259H52ZM124 257L125 258L128 257V259H125ZM188 257H190V259ZM133 258H135V260ZM160 258H161V260H164L165 262L163 261L164 262L163 263L162 261H158V260H160ZM31 259H32V261H30ZM35 259H37L36 260L37 262L34 261ZM55 259L56 260L58 259L57 261L60 263H58ZM64 259H65V261H64ZM116 259H118V260H116ZM185 259H187L188 261ZM223 259H225V260L227 259V261H225ZM236 259H239L240 261L239 260L236 261ZM246 259H247V261H246ZM106 260H108V261H106ZM119 260L120 261L122 260V261L119 262ZM249 260H250V263H248ZM40 261H41V263H40ZM48 261H49V263H48ZM80 261H81V263H80ZM136 261H138V263Z\"/></svg>",
  "mask_w": 264,
  "mask_h": 264
},
{
  "label": "bare ground",
  "instance_id": "2",
  "mask_svg": "<svg viewBox=\"0 0 264 264\" xmlns=\"http://www.w3.org/2000/svg\"><path fill=\"white\" fill-rule=\"evenodd\" d=\"M0 1L2 2V0H0ZM10 1H11V0H10ZM18 1H19V0H18ZM18 1H17V3H18ZM20 1H22V0H20ZM24 1H25V0H24ZM47 1L50 3L49 0H47ZM57 1H58V0H57ZM64 1H65V0H63L62 2H64ZM79 1H80V0H79ZM135 1H137V0H135ZM135 1H132L131 3L133 4V2H135ZM162 1H164V0H162ZM243 1H244V0H243ZM246 1H247V0H246ZM250 1H251V0H250ZM3 2H4V1H3ZM33 2H34V1H33ZM36 2H37V1H36ZM43 2H44V1L42 0V3H43ZM54 2H56V1H54ZM60 2H61V1H60ZM77 2H78V1H77ZM145 2H146V1H145ZM248 2H249V1H248ZM252 2H254V1L252 0ZM257 2H259V1H257ZM6 3H7V2H6ZM10 3H11V2H10ZM17 3H16V5H17ZM27 3H28V2H27ZM82 3H83V0H82ZM98 3H99V2H97L96 5H97ZM131 3H130V4H131ZM140 3H141V2H140ZM153 3H154V2H153ZM159 3H160V1H159ZM239 3H240V2H239ZM0 4H1V3H0ZM14 4H15V3H14ZM23 4H25V2H23ZM56 4H57V2H56ZM64 4H66V3L64 2ZM64 4H63V5H64ZM121 4H122V3H121ZM135 4H136V3H134V5H135ZM258 4H259V3H258ZM3 5H4V3H3ZM3 5H2V6H3ZM11 5H12V4H11ZM30 5H31V4H30ZM72 5H73V0H72ZM78 5H79V4H78ZM98 5H100V4H98ZM123 5H125V4H122V6H123ZM127 5H128V7H126V10H127V8H129V6H130V7L132 6V5H129V2H128ZM127 5H126V6H127ZM138 5H139V4H138ZM148 5H150V4H148ZM153 5H154V4H153ZM232 5H233V4H232ZM253 5H254V4H253ZM256 5H257V4H256ZM5 6H6V5H5ZM17 6H18V5H17ZM42 6H43V5H42ZM61 6H62V5H61ZM74 6H75V5H74ZM81 6H82V5H81ZM83 6H84V5H83ZM94 6H95V4H94ZM101 6H102V5H101ZM117 6H118V5H117ZM120 6H121V5H120ZM120 6H118V9H120V8L122 7V6H121V7H120ZM234 6H235V5H234ZM244 6H245V5H244ZM248 6H249V5H248ZM248 6H246V7H248ZM258 6H259V5H258ZM67 7H68V5H67ZM72 7H73V6H72ZM75 7H76V6H75ZM115 7H116V6H115ZM119 7H120V8H119ZM132 7H133V6H132ZM132 7H131V8H132ZM135 7H136V5H135ZM156 7H157V6H156ZM174 7H175V6H174ZM13 8H15V7L13 6ZM28 8H29V6H28ZM37 8H38V7H37ZM58 8H62V7H58ZM58 8H56V9H58ZM84 8H85V7H84ZM100 8H101V7H100ZM112 8H113V7H111V9H112ZM123 8H125V7H123ZM136 8H137V7H136ZM149 8H150V7H149ZM159 8H160V7H159ZM161 8H162V7H161ZM188 8H189V7H188ZM5 9H6V8H5ZM25 9H27V8H25ZM34 9H35V8H34ZM42 9H43V8H42ZM74 9H76V8H74ZM97 9H98V8H97ZM105 9H106V8H105ZM113 9H115V8H113ZM133 9H134V8H133ZM155 9H156V8H155ZM155 9H154V10H155ZM163 9H164V8H163ZM163 9H162V11H163ZM179 9H180V8H179ZM189 9H190V8H189ZM3 10H4V9H3ZM8 10H11V9H8ZM39 10H40V9H39ZM50 10H51V9H50ZM52 10H53V7H52ZM60 10H61V9H60ZM64 10H65V9H64ZM67 10H68V8H67ZM77 10H78V9H77ZM77 10H76V11H77ZM94 10H95V9H94ZM100 10H101V9H100ZM115 10H116V9H115ZM115 10H114V11H115ZM126 10H124V11H126ZM146 10H147V12H148V9H146ZM149 10H150V9H149ZM151 10H152V9H151ZM156 10H157V9H156ZM177 10H178V9H177ZM187 10H188V9H187ZM193 10H194V9H193ZM210 10H211V8H210ZM210 10H209V11H210ZM220 10H222V9H220ZM243 10H244V9H243ZM1 11H2V10H1ZM22 11H23V10H22ZM56 11H57V10H56ZM62 11H63V10H62ZM83 11H84V10H83ZM122 11H123V10H122ZM139 11H140V10H139ZM144 11H145V10H144ZM158 11L160 12L159 9H158ZM189 11H191V10H189ZM230 11H231V10H230ZM4 12H7V10L4 11ZM8 12H9V11H8ZM14 12H15V11H14ZM20 12H21V11H20ZM23 12H24V11H23ZM25 12H26V11H25ZM33 12H34V11H33ZM40 12H41V11H40ZM53 12H54V11H53ZM60 12H61V11H60ZM60 12H59V13H60ZM109 12H110V11H109ZM111 12H112V10H111ZM111 12H110V13H111ZM116 12H118V11L116 10ZM119 12L121 13V11H119ZM156 12H157V11H156ZM178 12H179V11H178ZM187 12H188V11H187ZM211 12H212V11H211ZM213 12H215V11H213ZM213 12H212V13H213ZM223 12H224V11H223ZM223 12H222V13H223ZM226 12H227V11H226ZM231 12H232V11H231ZM233 12H234V11H233ZM244 12H245V11H244ZM244 12H243V14L245 15V13H246L247 11H246L245 13H244ZM251 12H252V11H251ZM253 12H254V11H253ZM255 12H256V11H255ZM38 13H39V12H38ZM50 13H51V12H50ZM54 13H55V12H54ZM74 13H75V12H74ZM79 13H80V12H79ZM79 13H78V14H79ZM140 13H141V12H140ZM150 13H151V12H150ZM154 13H155V12H154ZM157 13H158V12H157ZM157 13H155V14H157ZM193 13H194V14L196 13L195 10L193 11ZM203 13H205V12H203ZM219 13H220V12H219ZM222 13H221V14H222ZM237 13H238V12H237ZM241 13H242V12H241ZM248 13H249V12H248ZM259 13H260V15H258ZM259 13H258L257 15H258V16H261V12H259ZM8 14H9V13H8ZM11 14H13V13H11ZM16 14H17V13H16ZM18 14H19V13H18ZM18 14H17V15H18ZM26 14H27V13H26ZM28 14H29V13H28ZM31 14H32V13H31ZM45 14H46V13H45ZM45 14H44V16H45ZM62 14H63V13H62ZM99 14H100V13H99ZM99 14H98V15H99ZM111 14H113V13H111ZM143 14H144V13H143ZM177 14H179V13H177ZM186 14H187V13L185 12V15H186ZM198 14H199V13H198ZM232 14H233V13H232ZM232 14H231V15L229 14V15H230L229 17H231ZM234 14H235V13H234ZM246 14H247V13H246ZM251 14L254 15L253 13H251ZM262 14H264V13H262ZM1 15H2V14H1ZM1 15H0V16H1ZM13 15H14V14H13ZM17 15H16V16H17ZM21 15H22V14H21ZM54 15H55V14H54ZM54 15H53V16H54ZM65 15H66V14H65ZM101 15H102V14H101ZM116 15H117V14H116ZM118 15H119V13H118ZM138 15H140V14H138ZM144 15H145V14H144ZM146 15H147V13H146ZM187 15H188V14H187ZM223 15H224V14H223ZM248 15H249V14H248ZM255 15H256V14H255ZM9 16H10V15H9ZM30 16H31V15H30ZM32 16H33V15H32ZM49 16H50V14H49ZM49 16H48V17H49ZM76 16H77V15H76ZM109 16H110V15H109ZM114 16H115V14H114ZM123 16H124V15H123ZM123 16H122V17H123ZM168 16H171V15H168ZM196 16H197V14H196ZM207 16H208V14H207ZM215 16H216V15H215ZM242 16H243V15H242ZM242 16H241V18H242ZM1 17H2V16H1ZM3 17H6V16L3 15ZM10 17H11V16H10ZM12 17H13V16H12ZM23 17H24V16H23ZM42 17H43V16H42ZM42 17H41V18H42ZM48 17H47V19H48ZM63 17H64V16H63ZM83 17H85V16H83ZM115 17H116V16H115ZM135 17H136V16H135ZM144 17H145V16H144ZM190 17H191V15H190ZM197 17H198V16H197ZM200 17H201V16H200ZM208 17H211V16H208ZM208 17H206V18L208 19ZM219 17H220V16H219ZM219 17H217V18H219ZM225 17H226V16H225ZM225 17H224V18H225ZM245 17H246V16H245ZM248 17H249V16H248ZM248 17H247V18H248ZM250 17H252V16H250ZM253 17H254V16H253ZM262 17H263V16H262ZM7 18H8V17H7ZM13 18H15V17H13ZM13 18H12V19H13ZM24 18H25V17H24ZM32 18H33V17H32ZM45 18H46V16H45ZM54 18H55V17H54ZM120 18H121V16H120ZM140 18H141V17H140ZM175 18H176V17H175ZM194 18H195V15H194ZM206 18H205V19H206ZM221 18H222V17H221ZM236 18H237V17H236ZM243 18H244V17H243ZM255 18H256V16H255ZM255 18H254V19H255ZM257 18H259V17H257ZM8 19H9V18H8ZM15 19H17V18H15ZM21 19H22V18H21ZM88 19H89V18H88ZM88 19H87V20H88ZM104 19H105V18H104ZM115 19H116V21H117V18H115ZM123 19H124V18H123ZM131 19H132V18H131ZM135 19H136V18H135ZM148 19H149V18H148ZM151 19H152V18H151ZM188 19H189V18H188ZM207 19H206V20H207ZM211 19H212V18H211ZM219 19H220V18H219ZM9 20H10V19H9ZM13 20H14V19H13ZM42 20H43V19H42ZM57 20H58V19H57ZM64 20H65V19H64ZM107 20H108V18H107ZM118 20H119V19H118ZM178 20H179V19H178ZM185 20H186V19H185ZM191 20L193 21L194 19H191ZM202 20H203V19H202ZM206 20H205V22H206ZM208 20H209V19H208ZM214 20H216V19H214ZM214 20L212 19V21H214ZM222 20H223V19H222ZM222 20H221V21H222ZM241 20H243V19H241ZM245 20H247V19H245ZM249 20H250V19H249ZM252 20H253V19H252ZM2 21H3V20H2ZM14 21H15V20H14ZM22 21H23V20H22ZM25 21H26V20H25ZM31 21H32V20H31ZM34 21H35V20H34ZM40 21H41V20H40ZM43 21H44V20H43ZM65 21H66V20H65ZM112 21H113V20H112ZM114 21H115V20H114ZM116 21H115V22H116ZM141 21H142V20H141ZM147 21H148V20H147ZM155 21H156V20H155ZM183 21H184V20H183ZM199 21H200V20H199ZM216 21H217V20H216ZM225 21H227V20H225ZM230 21H231V20H230ZM234 21H235V20H233V22H234ZM238 21H239V20H238ZM243 21H244V20H243ZM258 21H259V20H258ZM3 22H4V21H3ZM6 22H8V21H6ZM6 22H5V23H6ZM12 22H13V21H12ZM19 22H20V20H19ZM41 22H42V21H41ZM81 22H82V21H80V23H81ZM142 22H143V21H142ZM142 22H141V23H142ZM149 22H150V20H149ZM189 22H190V20H189ZM195 22H196V21H195ZM239 22H240V21H239ZM253 22L255 23L256 21H253ZM260 22H262V21H260ZM20 23H21V22H20ZM27 23H28V22H27ZM45 23H46V22H45ZM49 23H50V22H49ZM84 23H85V22H84ZM88 23H89V22H88ZM88 23H87L86 25H88ZM100 23H101V22H100ZM102 23H103V22H102ZM102 23H101V24H102ZM108 23H110V22H108ZM112 23H113V22H112ZM200 23H201V22H200ZM207 23H208V22H207ZM215 23H219V22H215ZM220 23H222V22H220ZM235 23H237V22H235ZM241 23H242V22H241ZM249 23H250V22H249ZM8 24H9V23H8ZM25 24H26V23H25ZM30 24H31V23H30ZM37 24H38V23H37ZM43 24H44V23H43ZM58 24H59V23H58ZM94 24H95V22H94ZM104 24H105V23H104ZM104 24H102V25H104ZM110 24H111V23H110ZM118 24H119V22H118ZM121 24H123V23H121ZM154 24H155V23H154ZM165 24H166V23H164V25H165ZM182 24H183V23H182ZM225 24H226V23H225ZM242 24H244V23H242ZM246 24H247V23H246ZM251 24H252V23H251ZM251 24H250V26H251ZM256 24H257V23H256ZM261 24L264 25V21H263V23H261ZM2 25H3V23H2ZM2 25H1V26H2ZM9 25H11V23H10ZM14 25H15V24H14ZM19 25H21V24H19ZM27 25H29V24H27ZM35 25H36V24H35ZM50 25H51V24H50ZM139 25H140V24H139ZM141 25H142V24H141ZM150 25H151V23H150ZM168 25H169V24H168ZM178 25H179V23H178ZM180 25H181V23H180ZM183 25H185V24H183ZM192 25H193V23H192ZM194 25H196V24L194 23ZM199 25H200V24H199ZM202 25H205V24H202ZM208 25H209V24H208ZM212 25H213V24H212ZM252 25H253V24H252ZM258 25H259V24H258ZM11 26H12V25H11ZM25 26H26V25H25ZM30 26H31V25H30ZM33 26H34V25H33ZM52 26H53V25H51V27H52ZM69 26H70V24H69ZM71 26H72V25H71ZM71 26H70L69 28H71ZM80 26H81V24H80ZM89 26H90V25H89ZM108 26H109V25H108ZM136 26H137V25H136ZM189 26H190V25H189ZM226 26H227V25H226ZM231 26H232V25H231ZM233 26H234V25H233ZM237 26H238V25H237ZM240 26H241V25H240ZM247 26H248V24H247ZM253 26H254V25H253ZM255 26H256V25H255ZM5 27H6V26H5ZM12 27L15 28L14 26H12ZM26 27H27V26H26ZM34 27H35V26H34ZM85 27H86V26H85ZM85 27H84V28H85ZM93 27H94V26H93ZM104 27H105V25H104ZM137 27H138V26H137ZM150 27H151V26H150ZM153 27H154V26H153ZM160 27H161V26H160ZM184 27H185V26H184ZM200 27H201V26H200ZM206 27H208V26H206ZM209 27H210V26H209ZM214 27H215V26H214ZM218 27H222V26H220V24H219ZM223 27H224V26H223ZM241 27H242V26H241ZM241 27H240V28H241ZM2 28H3V26H2ZM7 28H9L8 25H7L6 29H7ZM20 28H21V27H20ZM23 28H24V27H23ZM29 28H30V27H29ZM31 28H32V26H31ZM57 28H58V27H57ZM57 28H56V29H57ZM69 28H68V29H69ZM91 28H92V26H91ZM143 28H144V27H143ZM147 28H149V27H147ZM179 28H180V27H179ZM181 28H182V27H181ZM198 28H199V27H198ZM201 28H202V27H201ZM215 28H216V27H215ZM232 28H234V27H232ZM232 28H231V29H232ZM243 28H244V27H243ZM243 28H242V29H243ZM248 28H249V27H248ZM254 28H255V27H254ZM256 28H257V27H256ZM258 28H259V27H258ZM15 29H16V28H15ZM15 29H14V31H15ZM27 29H28V28H27ZM47 29H48V28H47ZM78 29L80 30V27H79ZM85 29H86V28H85ZM111 29H112V28H111ZM127 29H129V28H127ZM173 29H174V27H173ZM176 29H177V28H176ZM182 29H183V28H182ZM184 29H185V28H184ZM188 29H189V28H188ZM190 29H191V27H190ZM190 29H189V30H190ZM196 29H197V27H196ZM196 29H195V30H196ZM199 29H200V28H199ZM203 29H205L204 26H203ZM206 29H207V28H206ZM213 29H214V28H213ZM216 29H217V28H216ZM3 30H4V28H3ZM10 30H11V29H10ZM18 30H19V29H17V31H18ZM87 30H88V29H87ZM89 30H90V29H89ZM93 30H94V29H93ZM135 30H136V29H135ZM150 30H151V29H150ZM160 30H161V29H160ZM164 30H165V29H164ZM170 30H171V29H170ZM208 30H209V29H208ZM211 30H212V29H211ZM211 30H209V32H210ZM217 30H218V29H217ZM235 30H236V29H235ZM235 30H234V31H235ZM243 30H244V29H243ZM249 30H251V29H249ZM252 30H254V29L252 28ZM261 30H262V29H261ZM5 31H8V30H5ZM17 31H16V32H17ZM25 31H26V30H25ZM50 31H51V30H50ZM67 31H68V30H67ZM81 31H82V29H81ZM115 31H116V30H115ZM180 31H181V29H180ZM183 31H185V30H183ZM183 31H182V33H183ZM186 31H187V30H186ZM186 31H185V32H186ZM215 31H216V30H215ZM236 31H237V30H236ZM239 31H240V30H239ZM2 32H3V31H2ZM2 32H1V33H2ZM10 32H11V31H10ZM61 32H62V30H61ZM105 32H107V31H105ZM110 32H111V31H110ZM151 32H152V31H151ZM151 32H150V33H151ZM174 32H176V31L174 30ZM203 32H204V31H203ZM211 32H212V31H211ZM244 32H245V31H244ZM254 32H255V31H254ZM4 33H5V32H4ZM7 33H8V32H6L5 34H7ZM13 33H14V32H13ZM71 33H72V32H71ZM79 33L81 34L80 31H79ZM139 33L141 34V32H139ZM163 33L165 34L164 31H163ZM163 33H162V35H163ZM188 33H189V32H188ZM201 33H202V32H201ZM257 33H258V32H257ZM262 33H263V32H262ZM262 33H260V34H262ZM30 34H31V33H30ZM80 34H79L77 37H79ZM82 34H84V33H82ZM103 34H104V31H103ZM110 34H113V33L111 32ZM146 34H147V33H146ZM146 34H145V35H146ZM173 34H174V33H173ZM198 34H200V33L198 32ZM203 34H204V33H203ZM233 34H236V33H233ZM240 34H241V32H240ZM255 34H256V33H255ZM258 34H259V33H258ZM11 35H13V34L11 33ZM31 35H32V34H31ZM72 35H73V34H72ZM104 35H106V34H104ZM113 35H114V34H113ZM117 35H118V34H117ZM117 35H115V36L117 37ZM124 35H125V34H124ZM124 35H122V37H123ZM155 35H156V34H155ZM155 35H154L153 37H158L157 35H156V36H155ZM159 35H161V34H159ZM165 35H166V34H165ZM165 35H163V37H164ZM167 35H168V34H167ZM183 35H184V34H183ZM188 35H189V34H188ZM205 35H206V31H205ZM205 35H204V36H205ZM209 35H210V34H209ZM211 35H212V34H211ZM211 35H210V36H211ZM216 35H217V34H216ZM218 35H219V34H218ZM236 35H237V34H236ZM250 35H252V34H250ZM73 36H74V35H73ZM87 36H88V35H87ZM100 36H101V35H100ZM110 36H111V35H110ZM119 36H121V35H119ZM143 36H144V35H143ZM190 36H191V35H190ZM196 36H197V32H196ZM196 36H195V37H196ZM210 36H209V38H210ZM222 36H223V35H221V37H222ZM231 36H232V35H231ZM241 36H242V35H241ZM243 36H244V35H243ZM245 36H246V35H245ZM256 36H257V35H256ZM26 37H27V36H26ZM53 37H54V36H53ZM53 37H52V38H53ZM56 37H57V36H56ZM75 37H76V36H75ZM83 37H84V36H83ZM90 37H91V36H90ZM101 37H103V36H101ZM101 37H100V38H101ZM108 37H109V36H108ZM113 37H114V36H113ZM113 37H112V40H116L115 38L113 39ZM125 37H126V36H125ZM133 37H134V36H133ZM146 37H147V35H146ZM150 37H152V36H150ZM153 37H152V38H153ZM159 37H160V36H159ZM179 37H180V36H179ZM183 37H185V36H183ZM218 37H219V36H218ZM234 37H235V36H234ZM249 37H250V36H249ZM1 38H2V37H1ZM127 38H128V37H127ZM127 38H126V39H127ZM129 38H130V37H129ZM172 38H174V37H171V39H172ZM176 38H178V37H176ZM190 38H191V37H190ZM200 38H201V36H200ZM202 38H203V40L205 39V37H202ZM207 38H208V36H207ZM207 38H206V39H207ZM219 38H220V37H219ZM242 38H243V37H242ZM255 38H256V37H255ZM261 38H262V37H261ZM261 38H258V39H261ZM5 39H6V38H5ZM5 39H4V40H5ZM9 39L11 40L10 37H9ZM9 39H8V40H9ZM40 39H41V38H40ZM54 39H55V38H54ZM54 39H53V40H54ZM58 39H59V38H58ZM58 39H57V40H58ZM67 39H68V36H67ZM80 39H82V38H80ZM88 39H89V37H88ZM101 39H102V38H101ZM104 39H106V38H104ZM107 39H108V38H107ZM118 39H120V38H118ZM121 39H122V38H121ZM121 39H120V40H121ZM137 39H138V38H137ZM140 39H142V38L140 37ZM140 39H139V41H140ZM144 39H146V38H144ZM163 39H164V38H163ZM165 39L168 40V39H170V38H166V37H165ZM165 39H164V40H165ZM171 39H170V40H171ZM181 39H182V37H181ZM186 39H188V37H187ZM191 39H193V38H191ZM196 39H197V38H196ZM210 39H211V38H210ZM212 39H214V37H213ZM217 39H218V38H217ZM222 39H224V38H222ZM226 39H227V38H226ZM248 39H250V38H248ZM248 39L246 38V40H248ZM253 39H254V36H253ZM256 39H257V38H256ZM41 40H42V39H41ZM84 40H85V39H84ZM94 40H95V38H94ZM110 40H111V39H110ZM120 40H119V41H120ZM146 40H147V39H146ZM151 40H152V39H151ZM160 40H161V38H160ZM177 40H178V39H177ZM182 40H183V39H182ZM189 40H190V39H189ZM193 40H194V39H193ZM197 40H198V39H197ZM197 40H195V42H196ZM238 40H239V39H238ZM251 40H252V39H251ZM6 41H7V40H6ZM61 41H62V40H61ZM64 41H65V40H64ZM81 41H82V42H85V41H83V39L80 40V42H81ZM98 41H100V40L98 39ZM116 41H117V40H116ZM125 41H126V40H125ZM133 41H134V40H133ZM142 41H143V40H142ZM165 41H166V40H165ZM165 41H164V43H165ZM178 41H179V40H178ZM199 41H200V40H199ZM201 41H202V40H201ZM205 41H206V40H204V42H205ZM211 41H212V40H211ZM216 41H217V40H216ZM219 41H220V40H219ZM222 41H223V40H222ZM224 41H225V40H224ZM224 41H223V42H224ZM236 41H237V40H236ZM239 41H240V43H241V45H242V42H243V41H242V42H241V40H239ZM239 41H237V44H239ZM248 41H249V40H248ZM248 41H246V42H247V43H246L247 46H248V44H249ZM256 41H257V40H254V42H256ZM262 41H264V39H263ZM2 42H3V41H2ZM11 42H12V40H11ZM69 42H70V41H69ZM101 42H102V40H101ZM101 42H100V43H101ZM103 42H104V41H103ZM111 42H113V41H111ZM137 42H138V41H137ZM167 42H168V41H167ZM180 42H181V41H180ZM182 42H183V41H182ZM191 42H192V41H191ZM195 42L193 41L192 44H194ZM202 42H203V41H202ZM204 42H203V43H204ZM206 42H207V41H206ZM214 42H215V41H214ZM231 42L234 43L233 41H231ZM231 42H226V41H225L224 44H225V43H229V44H231ZM250 42L252 43V41H250ZM254 42H253V43H254ZM6 43H7V42H6ZM50 43H51V42H50ZM97 43H98V42H97ZM106 43L108 44L107 41H106ZM116 43H118V42H116ZM116 43H115V45H117ZM122 43H123V41H122ZM130 43H132V42H130ZM143 43H144V41H143ZM143 43H142V44H143ZM153 43H154V41H153ZM173 43H174V42H173ZM173 43H172V44H173ZM178 43H179V42H178ZM183 43H184V42H183ZM186 43H187V42H186ZM189 43H190V42H189ZM196 43H198V42H196ZM203 43H202V44H203ZM211 43H212V42H211ZM215 43H217V42H215ZM221 43H222V42H221ZM251 43H250V44H251ZM253 43H252V44H253ZM7 44H8V43H7ZM20 44H21V43H20ZM85 44H86V43H85ZM85 44H84V45H85ZM113 44H114V43H113ZM133 44H134V42H133ZM136 44H137V43H136ZM139 44H140V43H139ZM159 44H160V43H159ZM187 44H188V43H187ZM218 44H220V43H218ZM218 44H217V45H218ZM243 44H244V43H243ZM255 44H256V43H255ZM257 44H259V43L257 42ZM66 45H67V44H66ZM76 45H77V44H76ZM76 45H75V46H76ZM97 45H99V43H98ZM102 45H103V43H102ZM118 45H119V44H118ZM118 45H117V46H118ZM120 45H121V44H120ZM120 45H119V46H120ZM129 45H130V44H129ZM134 45H135V44H134ZM143 45H144V44H143ZM147 45H148V44H147ZM166 45H167V44H166ZM166 45L164 44V46H166ZM173 45H174V44H173ZM190 45H191V44H190ZM205 45H206V43H205ZM207 45H209V44L207 43ZM212 45H213V44H212ZM215 45H216V44H215ZM260 45H261V44H260ZM5 46H6V45H4V46H2V47H5ZM94 46H95V45H94ZM103 46H104V45H103ZM109 46H110V45H109ZM121 46H122V45H121ZM121 46H120V47H121ZM124 46H125V45H124ZM124 46H123V48H124ZM131 46H132V45H131ZM176 46H177V45H176ZM179 46H180V45H179ZM182 46H183V45H182ZM184 46H185V45H184ZM231 46H232V45H231ZM237 46H238V45H237ZM239 46H240V44H239ZM253 46H254V45H253ZM261 46H262V45H261ZM66 47H68V46H66ZM76 47H77V46H76ZM76 47H74V48H76ZM83 47H84V46H83ZM85 47H86V46H85ZM85 47H84V48H85ZM97 47H98V46H97ZM99 47H100V46H99ZM104 47H105V46H104ZM140 47H141V46H140ZM148 47H150V46H148ZM155 47H156V46H155ZM159 47H160V46H159ZM162 47H163V46H162ZM166 47L168 48V46H166ZM177 47H178V46H177ZM187 47H188V45L186 46V48H187ZM190 47H191V46H190ZM190 47H189V48H190ZM203 47H204V46H203ZM205 47H206V46H205ZM235 47H236V46H235ZM235 47H234V48H235ZM251 47H252V45H251ZM257 47H258V46H257ZM0 48H1V47H0ZM63 48H64V47H63ZM92 48L95 50L94 47H92ZM110 48H112V47H110ZM123 48H122V49H123ZM125 48H126V47H125ZM129 48H130V46H129ZM143 48H144V47H143ZM146 48H147V47H146ZM151 48H152V47H151ZM167 48H166V49H167ZM175 48H176V47H175ZM175 48H174V49H175ZM198 48H200L199 45H198ZM234 48H231V49H234ZM238 48H239V47H238ZM240 48H241V47H240ZM244 48H245V46H244ZM247 48H248V47H247ZM249 48H250V47H249ZM261 48H262V47H260V49H261ZM1 49H2V48H1ZM4 49H5V48H4ZM4 49H2V50H4ZM8 49H9V47H8ZM29 49H31V48H29ZM61 49H62V48H61ZM66 49H67V48H66ZM66 49H65V50H66ZM76 49H77V48H76ZM86 49H87V48H86ZM116 49H118V48H116ZM126 49H127V48H126ZM133 49H136V48H133ZM160 49H161V48H160ZM171 49H172V48H171ZM174 49H173V50H174ZM181 49H182V48H181ZM195 49H196V48H195ZM200 49H202V48H200ZM205 49H207V48H205ZM205 49H204V50H205ZM250 49H251V48H250ZM253 49H254V47H253ZM63 50H64V49H63ZM79 50H80V49H79ZM79 50H75V52H74L75 55H76V52H77V51H78V53L81 52V51H79ZM81 50H82V49H81ZM104 50H105V49H104ZM104 50H103V51H104ZM109 50H110V49H109ZM118 50H119V49H118ZM139 50H140V49H139ZM142 50H143V49H142ZM157 50H159V49H157ZM176 50H178V49H175V51H176ZM221 50H222V49H221ZM234 50H235V49H234ZM237 50H238V49H237ZM242 50H243V49H242ZM242 50H241V51H242ZM257 50H258V49H256V51H257ZM4 51H5V50H4ZM4 51H1V53L4 52ZM59 51H60V48H59L58 52H59ZM61 51H62V50H61ZM66 51H67V50H66ZM86 51H87V50H86ZM103 51H102V52H103ZM110 51H111V50H110ZM124 51H125V50H124ZM124 51H122V52H124ZM143 51H144V50H143ZM147 51H148V50H147ZM149 51H150V50H149ZM187 51H188V50H187ZM190 51H191V50H190ZM209 51L211 52L210 49H209ZM216 51H217V50H216ZM222 51H224V50H222ZM238 51H240V50H238ZM238 51H236V52H238ZM249 51H250V50H249ZM261 51H262V50H261ZM263 51H264V49H263ZM22 52H23V51H22ZM27 52L29 53L30 51L28 50ZM27 52H26V53H27ZM45 52H46V51H45ZM69 52H70V51H69ZM69 52L67 51V53H69ZM83 52H84V51H83ZM128 52H131V50H130V51L128 50ZM128 52H127V53H128ZM145 52H146V49H145ZM151 52H152V51H151ZM168 52H169V51H168ZM170 52H171V51H170ZM176 52H177V51H176ZM176 52H175V53H176ZM191 52H192V51H191ZM201 52H202V51H201ZM205 52H206V51H205ZM214 52H215V51H214ZM229 52H230V51H229ZM1 53H0V55H1ZM5 53H7V52H5ZM26 53H25V54H26ZM28 53H27V54H28ZM54 53H55V52H54ZM61 53H62V52H61ZM63 53H64V51H63ZM65 53H66V52H65ZM71 53H72V52H71ZM100 53H101V51H100ZM103 53H104V52H103ZM111 53H113V52H111ZM118 53H119V52H118ZM127 53H126V54H127ZM141 53H142V52H141ZM143 53H144V52H143ZM148 53H149V52H148ZM175 53H174V55H175ZM185 53H187V52H185ZM207 53H208V52H207ZM218 53H219V51H218ZM218 53H217V54H218ZM231 53H233V52H231ZM231 53H230V54H231ZM239 53L241 54V52H239ZM249 53H250V52H249ZM249 53H248V54H249ZM2 54H4V53H2ZM7 54H8V53H7ZM15 54H16V53H15ZM43 54H44V53H43ZM46 54H47V53H46ZM79 54H80V53H79ZM81 54H82V52H81ZM104 54H105V53H104ZM106 54H107V53H106ZM108 54H109V52H108ZM123 54H124V53H123ZM132 54H133V53H132ZM144 54H145V53H144ZM146 54H147V52H146ZM153 54H154V53L152 52V54H151V58H152V55H153ZM169 54H170V53H169ZM205 54H206V53H205ZM214 54H215V53H214ZM220 54H221V52H220ZM236 54H237V53H236ZM246 54H247V52H246ZM16 55H17V54H16ZM18 55H19V54H18ZM73 55H74V54H73ZM73 55H72V56H73ZM75 55H74L73 57H76ZM77 55H78V54H77ZM109 55H110V54H109ZM116 55H117V54H116ZM135 55H136V54H135ZM147 55H148V54H147ZM171 55H172V54H171ZM182 55H183V53H182ZM207 55H208V54H207ZM212 55H213V54H212ZM257 55H258V54H257ZM261 55H262V54H261ZM5 56H7V55L5 54ZM42 56H43V55H42ZM70 56H71V55H70ZM90 56H91V55H90ZM110 56H111V55H110ZM126 56H127V55H126ZM144 56H145V55H144ZM149 56H150V55H149ZM169 56H170V55H169ZM177 56H178V54L176 55V57H177ZM189 56H190V55H189ZM193 56H194V55H193ZM195 56H197V55H195ZM209 56H210V54H209ZM213 56H214V55H213ZM215 56H216V55H215ZM219 56H220V55H219ZM232 56H233V55H232ZM237 56H238V54H237ZM242 56H243V54H242ZM262 56H264V54H263ZM262 56H261V57H262ZM1 57L5 58L4 56H1ZM26 57H28V56H26ZM49 57H50V56H49ZM57 57H58V56H57ZM66 57H67V56H66ZM73 57H70V58H73ZM83 57H84V55H83ZM92 57H93V56H92ZM92 57H89V58L91 59ZM112 57H113V56H112ZM116 57H117V56H116ZM124 57H125V54H124ZM132 57H133V55H132ZM135 57H136V56H135ZM141 57H142V54H141ZM154 57H155V54H154ZM167 57H168V56H167ZM176 57H174V58H176ZM181 57H182V56H181ZM204 57H206V55H205ZM204 57H203V58H204ZM227 57H230V56L227 55ZM240 57H241V56H240ZM243 57H244V56H243ZM28 58H29V57H28ZM31 58H32V57H31ZM55 58H56V57H55ZM79 58H80V57H79ZM93 58H94V57H93ZM113 58H114V57H113ZM126 58H127V57H126ZM137 58H138V57H137ZM147 58H148V57H147ZM151 58H150V59H151ZM162 58H163V57H162ZM184 58L187 59V58H189V57H188V56H187V57L185 56ZM210 58H211V57H210ZM214 58H215V57H214ZM216 58H217V57H216ZM225 58H226V57H225ZM233 58H234V57H233ZM233 58H232V60H233ZM235 58H236V57H235ZM235 58H234V59H235ZM241 58H242V57H241ZM254 58H255V57H254ZM43 59H44V58H43ZM49 59H50V58H49ZM49 59H48V60H49ZM86 59H87V58H86ZM104 59H105V58H104ZM120 59H121V57H120ZM124 59H125V58H124ZM124 59H123V60H124ZM133 59H134V57H133ZM138 59H139V58H138ZM152 59H153V58H152ZM158 59H160V57H159ZM168 59H169V58H168ZM177 59H178V58H177ZM193 59H194V58H193ZM193 59L191 58V60H193ZM208 59H209V58H208ZM219 59H220V58H219ZM219 59H218V60L216 59V60L219 61ZM237 59H239V58H237ZM251 59H252V58H251ZM256 59H257V58H256ZM1 60H3V59H1ZM1 60H0V61H1ZM4 60H5V59H4ZM7 60H8V58H7ZM48 60H47V61H48ZM64 60L66 61V58H64ZM68 60H70V59H67V61H68ZM73 60H74V59H73ZM80 60H81V59H80ZM92 60H94V59H92ZM112 60H117V59L114 58V59H112ZM118 60H119V57H118ZM118 60H117V61H118ZM139 60H140V59H139ZM147 60L149 61V59H147ZM147 60H146V61H147ZM154 60H155V59H154ZM160 60L162 61V59H160ZM160 60H159V61H160ZM174 60H175V59H174ZM187 60H188V59H187ZM203 60H205V59H203ZM210 60H211V59H210ZM210 60H209V62H210ZM225 60H226V59H225ZM229 60H231V58H230ZM229 60H226V61H229ZM243 60H244V58H243ZM247 60H248V58H247ZM261 60H262V58H261ZM76 61H77V60H76ZM78 61H79V60H78ZM94 61H95V60H94ZM117 61H114V62H117ZM125 61H127V59H126ZM128 61H129V60H128ZM132 61H133V60H132ZM188 61H190V60H188ZM194 61H195V60H194ZM214 61H215V60H214ZM233 61H234V60H233ZM236 61H237V60H236ZM238 61H240V59H239ZM241 61H242V60H241ZM241 61H240V62H241ZM252 61H253V60H252ZM255 61H256V60H255ZM255 61H254V64L257 63V62L255 63ZM3 62H5V61H3ZM7 62L9 63V60H8ZM71 62H72V60H71ZM82 62H84V60H83ZM92 62H93V61H92ZM97 62H98V61H97ZM120 62H122V61H120ZM120 62L117 63L116 66H118V64H120ZM134 62H135V61H134ZM154 62H155V61H154ZM191 62H192V61H191ZM191 62H189V64H190ZM201 62H202V61H201ZM201 62H200V63H201ZM220 62H221V61H220ZM220 62H217V63H220ZM231 62H232V61H231ZM244 62H245V61H244ZM259 62H260V61H259ZM26 63H27V62H26ZM44 63H46V62H44ZM56 63H57V62H56ZM78 63H79V62H78ZM89 63H90V62H89ZM125 63H126V62H125ZM128 63H130V62H128ZM132 63H133V62H131V64H132ZM150 63H151V62H150ZM155 63H156V62H155ZM166 63H167V61H166ZM178 63H179V61H178ZM180 63H181V62H180ZM183 63H184V61H183ZM194 63H195V62H193V64H194ZM196 63H198V61H197ZM232 63H233V62H232ZM236 63H237V62H236ZM245 63H246V62H245ZM251 63H252V62H251ZM261 63H262V61H261ZM3 64H5V63H3ZM72 64H73V63H72ZM83 64H84V63H83ZM85 64H87V63H85ZM94 64H95V63H94ZM121 64L124 66V61H123ZM147 64H148V63H147ZM147 64H146V66H147ZM185 64H187V62H186ZM201 64H203V63H201ZM201 64H200V65H201ZM243 64H244V63H243ZM248 64H249V63H248ZM258 64H259V63H258ZM258 64H257V65H258ZM0 65H2V64L0 63ZM6 65H7V64H5V66H6ZM128 65H129V64H128ZM132 65H133V64H132ZM132 65H131V66H132ZM134 65H135V64H134ZM143 65H145V64L143 63ZM148 65H149V64H148ZM168 65H170V63H169ZM190 65H192V64H190ZM203 65H204V64H203ZM233 65H235V64L233 63ZM250 65H251V64H250ZM250 65H248V66H249L248 68L254 67V66H252V65L250 66ZM263 65H264V64H263ZM64 66H65V65H64ZM77 66H78V65H77ZM86 66H87V65H86ZM112 66H113V65H112ZM125 66H126V64H125ZM129 66H130V65H129ZM129 66H128V69H130ZM136 66H137V65H136ZM146 66H145V67H146ZM161 66H162V64H161ZM197 66H198V65H197ZM204 66H205V65H204ZM241 66H242V65H241ZM3 67H4V66H3ZM3 67H2V69L4 70V68H6V67H4V68H3ZM35 67H36V66H35ZM42 67H45V65L42 66ZM60 67H61V66H60ZM73 67H75V66H73ZM87 67H88V66H87ZM87 67H86V68H87ZM107 67H108V66H107ZM114 67H115V66H114ZM137 67H138V66H137ZM147 67H148V66H147ZM150 67H151V66H150ZM156 67H157V66H156ZM170 67H171V66H170ZM177 67H178V66H177ZM179 67H180V66H179ZM238 67H239V66H238ZM245 67H247L246 64H245ZM46 68H48L47 65H46ZM46 68H45V69H46ZM50 68H51V67L49 66V69H50ZM77 68H78V67H77ZM79 68H82V67H79ZM83 68H84V66H83ZM91 68H92V67H91ZM109 68H111V67H109ZM124 68H125V67H124ZM132 68H133V67H132ZM134 68H136V67H134ZM142 68H143V67H142ZM157 68H158V67H157ZM159 68H160V67H159ZM159 68H158V69H159ZM164 68H165V67H164ZM164 68H163V69H164ZM194 68H195V67H194ZM256 68H257V66H256ZM260 68H261V67H260ZM0 69H1V68H0ZM6 69H7V68H6ZM10 69H11V68H10ZM45 69H44V70H45ZM98 69H99V66H98ZM98 69H97V70H98ZM100 69H102V68L100 67ZM118 69H119V68H118ZM126 69H127V68H126ZM140 69H141V68H140ZM140 69H139V71H140ZM166 69H167V68H166ZM169 69H170V68H169ZM169 69H168V70H169ZM179 69H181V67H180ZM215 69H216V68H215ZM219 69H220V68H219ZM219 69H218V70H219ZM223 69H224V68H223ZM245 69H246V68H245ZM257 69H259V67H258ZM257 69H256V70H257ZM262 69H264V68H262ZM57 70H58V68H57ZM57 70H56V71H57ZM67 70H68V68H67ZM85 70H86V69H85ZM120 70H121V69H120ZM120 70H119V72L122 73L123 76H125V75H124V72H125V71L121 72ZM130 70H131V69H130ZM137 70H138V68H137ZM141 70H142V69H141ZM143 70H145V69H143ZM146 70H147V69H146ZM150 70H151V69H150ZM153 70H154V68H153ZM159 70H160V72H161V68H160ZM175 70H176V69H175ZM194 70H195V69H194ZM196 70H197V69H196ZM202 70H203V68H202ZM230 70H231V69H230ZM232 70H233V69H232ZM240 70H242V68H241ZM253 70H255V69L253 68ZM256 70H255V72H256ZM259 70H260V69H259ZM4 71H6V70H4ZM30 71H31V70H30ZM47 71H48V69H47ZM50 71H51V70H50ZM73 71H74V70H73ZM77 71H78V70H77ZM86 71H87V70H86ZM89 71H90V70H89ZM112 71H113V70H112ZM126 71H127V70H126ZM151 71H152V70H151ZM171 71H172V70H171ZM171 71H170V72H171ZM191 71H192V70H191ZM220 71H221V70H220ZM235 71H236V70H235ZM242 71H243V70H242ZM261 71H262V70H261ZM7 72H8V71H7ZM52 72H53V71H52ZM79 72H80V71H79ZM87 72H88V71H87ZM143 72H144V71H143ZM148 72H149V71H148ZM154 72H155V71H154ZM156 72H157V70H156ZM214 72H215V71H214ZM214 72H213V73H214ZM216 72H217V71H216ZM218 72H219V71H218ZM221 72H222V71H221ZM226 72H227V71H226ZM233 72H234V70L232 71V73H233ZM237 72H238V71H237ZM2 73H3V72H2ZM50 73H51V72H50ZM62 73L64 74V71H63ZM68 73H69V72H68ZM73 73H74V72H73ZM88 73H89V72H88ZM144 73H145V72H144ZM207 73H208V72H207ZM219 73H220V72H219ZM235 73H236V72H235ZM240 73H241V71H240ZM240 73H239V75H240ZM245 73H246V71H245ZM258 73H259V72H258ZM34 74H35V73H34ZM42 74H43V73H42ZM48 74H49V72H47V75H48ZM66 74H67V73H66ZM75 74H76V73H75ZM82 74L85 75V73H83V72H82ZM116 74H117V73H116ZM116 74H115V75H116ZM169 74H170V73H169ZM204 74H205V73H204ZM210 74H211V72H210ZM210 74H209V75H210ZM220 74H221V73H220ZM227 74H229V73H227ZM233 74H234V73H233ZM233 74H232V76H233ZM237 74H238V73H236V75H237ZM262 74H263V73H262ZM0 75H2V74L0 73ZM23 75H24V74H23ZM25 75H26V74H25ZM43 75H44V74H43ZM58 75H59V73H58ZM71 75H72V74H71ZM79 75H81V74H79ZM99 75H100V74H99ZM102 75H103V72H102ZM115 75H114V76H115ZM131 75H132V73H131ZM145 75H146V73H145ZM216 75L218 76V73H217ZM222 75H223V74H222ZM234 75H235V74H234ZM248 75H249V74H248ZM251 75H252V74H251ZM253 75H254V74H253ZM2 76H3V75H2ZM31 76H32V75H31ZM60 76H61V75H60ZM97 76H98V74H97ZM97 76H96V77H97ZM121 76H122V75H121ZM121 76H118V77H121ZM155 76H156V75H155ZM197 76H199V75H197ZM203 76H204V75H202V77H203ZM214 76H215V73H214ZM224 76H225V75H224ZM237 76H238V75H237ZM9 77H10V76H9ZM53 77H54V76H53ZM53 77H52V78H53ZM62 77H63V76H62ZM71 77H72V76H71ZM73 77H75V76L73 75ZM80 77H81V76H80ZM116 77H117V75H116ZM125 77H126V76H125ZM205 77L207 78L208 76L206 75V76H204V78H205ZM229 77H230V75H229ZM229 77H226V78H229ZM235 77H236V76H235ZM235 77H234V78H235ZM240 77H241V75H240ZM240 77H239V78H240ZM242 77H243V76H242ZM244 77H246V75H245ZM256 77H257V76H256ZM256 77H255V78H256ZM54 78H55V77H54ZM54 78H53V79H54ZM69 78H70V76H69ZM69 78H68V79H69ZM78 78H79V77H78ZM97 78H98V77H97ZM112 78H113V77H112ZM122 78H123V77H122ZM135 78H136V75H135ZM139 78H140V76H139ZM168 78H169V77H168ZM182 78H183V77H182ZM209 78H211V77H209ZM209 78H208V79H209ZM214 78L217 80L216 77H214ZM214 78H212V79H214ZM221 78L223 79V77H221ZM224 78H225V77H224ZM247 78H248V77H246L245 79L247 80ZM249 78H250V76H249ZM252 78H254V77H252ZM56 79H57V78H56ZM56 79H55V80H56ZM66 79H67V78H66ZM117 79H118V78H117ZM123 79H124V78H123ZM123 79H122V81H124ZM126 79L128 80L129 78L127 77ZM136 79H137V78H136ZM156 79H157V78H156ZM197 79H199V78H197ZM197 79L195 78V80H193V81H197ZM219 79H220V78H219ZM229 79H230V78H229ZM250 79H251V78H250ZM250 79H249V80H250ZM0 80H1V79H0ZM73 80H74V79H73ZM81 80H84V79H81ZM81 80H80V82H81ZM95 80H96V79H95ZM137 80H139V79H137ZM178 80H179L178 82L180 83V80H181V79H178ZM216 80H213V81H216ZM220 80H221V79H220ZM223 80H224V79H223ZM223 80H222V81H223ZM226 80H227V79H226ZM226 80H225V81H226ZM236 80H237V79H236ZM242 80H244V79H242ZM246 80H245V81H246ZM254 80H255V79H253V81H252V80H251V81L254 83ZM1 81H3V79H2ZM7 81H8V80H7ZM39 81H40V80H39ZM60 81H61V78H60ZM63 81L65 82L66 80H63ZM84 81H85V80H84ZM88 81H89V80H88ZM88 81H86V82H88ZM93 81H94V80H93ZM98 81H99V79H98ZM122 81H121V82H122ZM129 81H130V80H129ZM164 81H165V80H164ZM169 81H170V79H169ZM174 81H175V80H174ZM187 81H188V80H187ZM190 81H191V80H190ZM198 81L200 82V80H198ZM201 81H204V80L201 79ZM205 81H206V79H205ZM217 81H218V80H217ZM222 81H221V82H222ZM229 81H230V80H229ZM229 81H227V82H229ZM240 81H241V79H240ZM256 81H257V80H256ZM66 82H67V81H66ZM70 82H71V81H70ZM77 82H78V81H77ZM77 82H76L75 84H77ZM124 82H125V81H124ZM160 82H161V81H160ZM171 82H172V79H171ZM208 82H209V81H208ZM230 82H231V81H230ZM247 82H248V81H247ZM3 83H4V82H3ZM17 83H18V82H17ZM59 83H60V82H59ZM68 83H69V82H68ZM78 83H79V82H78ZM94 83H96V82H94ZM107 83H108V82H107ZM126 83H127V82H126ZM126 83H125V84H126ZM151 83H152V82H151ZM153 83H154V82H153ZM189 83H190V82H189ZM200 83H201V82H200ZM203 83H204V82H203ZM209 83H212V81H210ZM222 83L224 84V82H222ZM244 83H245V82H244ZM258 83H259V82H258ZM66 84H67V83H65V87H66ZM73 84H74V83H73ZM80 84H81V83H80ZM87 84H88V83H87ZM96 84H97V83H96ZM103 84H104V83H103ZM108 84H109V83H108ZM161 84H162V83H161ZM161 84H160V85H161ZM167 84H168V83H167ZM214 84H215V83H214ZM259 84H260V83H259ZM259 84H258V85H259ZM70 85H72V83L68 84L69 87H70ZM78 85H79V84H78ZM82 85H83V84H82ZM84 85H85V84H84ZM142 85H143V84H142ZM163 85H165V86L167 87L166 84L163 83L162 86H163ZM168 85H169V84H168ZM194 85H195V84H194ZM201 85H202V84H201ZM206 85H207V84H206ZM216 85H217V84H216ZM216 85H215V86H216ZM227 85H229V84H227ZM227 85H226V86H227ZM253 85H254V84H253ZM260 85H263V84H260ZM72 86H75V85H72ZM85 86H87V85H85ZM88 86H89V85H88ZM102 86H103V85H102ZM121 86H122V85H121ZM124 86H125V85H124ZM135 86H136V85H135ZM139 86H140V85H139ZM156 86H157V85H156ZM169 86H170V85H169ZM172 86H174V85H172ZM195 86H196V85H195ZM219 86H220V85H219ZM233 86H234V85H233ZM237 86H239V85H237ZM244 86H245V84H244ZM254 86L257 87V85H254ZM8 87H9V86H8ZM17 87H18V86H17ZM83 87H84V86H83ZM83 87H82V88H83ZM129 87H130V85H129ZM209 87H210V86H209ZM211 87H212V85H211ZM220 87H221V86H220ZM246 87H247V86H246ZM246 87H242V89H243V88H246ZM256 87H255V90H256ZM76 88H78V86H77ZM79 88H80V87H79ZM82 88H80V89H82ZM238 88H239V87H238ZM248 88H249V87H248ZM260 88H262V86H261ZM4 89H5V88H4ZM4 89H0V90H4ZM10 89H11V88H10ZM85 89H86V87L83 89V91H84ZM91 89H92V88H91ZM91 89H90V91H92ZM125 89H127V88H125ZM152 89H154V88H152ZM155 89H156V87H155ZM167 89H168V88H167ZM221 89H222V88H221ZM224 89H226L225 86H224ZM232 89H233V88H232ZM232 89H231V90H232ZM242 89L240 88V90H242ZM250 89H251V87H250ZM250 89H249V90H250ZM253 89H254V88H253ZM13 90H14V89H13ZM21 90H22V89H21ZM59 90H60V89H59ZM62 90H63V89H62ZM73 90H74V89H73ZM77 90H78V89H77ZM128 90H129V89H128ZM128 90H126V91H128ZM133 90H134V89H133ZM172 90H173V89H172ZM215 90H216V89H215ZM226 90H227V89H226ZM229 90H230V89H229ZM235 90H237V89L235 88ZM238 90H239V89H238ZM240 90H239V91H240ZM245 90H246V89H245ZM4 91H5V90H4ZM38 91H39V90H38ZM57 91H58V90H57ZM60 91H61V90H60ZM87 91H88V90H87ZM107 91H108V89H107ZM212 91H213V89H212ZM216 91H218V90H216ZM251 91L254 92V90H251ZM258 91H259V90H258ZM6 92H7V91H6ZM45 92H46V91H45ZM73 92H74V91H73ZM97 92H99V90H98ZM97 92H96V93H97ZM104 92H105V91H104ZM120 92H121V91H120ZM130 92H131V91H130ZM130 92L128 91V93H130ZM219 92H220V91H219ZM227 92H229V91H227ZM241 92H242V91H241ZM244 92H245V91H244ZM249 92H250V91H249ZM0 93H2V91H1ZM4 93H5V92H4ZM18 93H19V92H18ZM27 93H28V92H27ZM89 93H90V92H89ZM93 93H94V91H93ZM105 93H106V92H105ZM112 93H114V92H112ZM166 93H167V92H166ZM214 93H215V91H214ZM216 93H217V92H216ZM222 93H223V92H221V94H222ZM242 93H243V92H242ZM254 93H255V92H254ZM258 93H259V92H258ZM258 93H256V94H258ZM260 93H262V92H260ZM2 94H3V93H2ZM6 94H7V93H5V95H6ZM44 94H45V93H44ZM100 94H102V92H101ZM149 94L151 95V93H149ZM167 94H168V93H167ZM224 94H226V93L224 92ZM229 94H230V92H229ZM231 94H233V92H232ZM231 94H230V95H231ZM234 94H235V91H234ZM240 94H241V93H240ZM246 94H248V93H246ZM250 94H251V93H250ZM30 95H31V93H30ZM82 95H83V94H82ZM93 95H95V93H94ZM97 95H98V94H97ZM114 95H115V94H114ZM132 95H133V94H132ZM156 95H157V93H156ZM241 95H242V94H241ZM241 95H240V97H241ZM258 95H259V94H258ZM91 96H92V95H91ZM112 96H113V95H112ZM129 96H130V95H129ZM171 96H172V95H171ZM218 96H219V95H218ZM227 96H229V95H227ZM234 96H235V95H234ZM237 96H239V94H238ZM252 96H254V94H253ZM256 96H257V95H256ZM256 96H255V97H256ZM259 96H260V95H259ZM6 97H7V95H6ZM26 97H27V96H26ZM28 97H29V96H28ZM116 97H117V95H116ZM130 97H131V96H130ZM221 97H222V99H223V98H224V95L221 96ZM231 97H232V96H231ZM240 97H239V98H240ZM247 97H249V96L247 95ZM247 97H246V98H247ZM31 98H32V97H31ZM168 98H169V96H168ZM171 98H173V96H172ZM182 98H183V97H182ZM182 98H180V99H182ZM242 98L244 99V97L242 96V97L240 98V100L238 99L237 101H241ZM261 98H262V96H261ZM26 99H27V98H26ZM49 99H50V97H49ZM156 99H157V98H156ZM224 99H225V98H224ZM233 99H234V98H233ZM233 99H232V100H233ZM235 99H237V98H235ZM243 99H242V101H244ZM50 100H51V99H50ZM129 100H132V99L130 98ZM139 100H140V99H139ZM176 100H177V99H176ZM218 100H219V99H218ZM225 100H226V99H225ZM227 100H229V98H227ZM246 100H247V99H246ZM246 100H245V101H246ZM250 100H251V98H250ZM259 100H260V99H259ZM137 101H138V100H137ZM212 101H213V100H212ZM220 101H221V100H220ZM237 101H235V102L238 103ZM245 101H244V102H245ZM253 101L255 102V98H254ZM253 101H252V102H253ZM130 102H131V101H130ZM134 102H135V101H134ZM134 102H133V103H134ZM152 102H153V101H152ZM225 102L227 103V101H225ZM225 102H223V103H225ZM248 102H249V100H248L246 103H248ZM250 102H251V101H250ZM254 102H253V103H254ZM85 103H86V101H85ZM144 103H145V102H144ZM207 103H208V101H207ZM214 103H215V102H214ZM258 103H259V102H258ZM260 103H262V102L260 101ZM83 104H84V103H83ZM102 104H103V103H102ZM145 104H147V102H146ZM230 104H232L231 101H230ZM240 104H241V102H240ZM242 104H243V103H242ZM250 104H251V103H250ZM250 104H249V105H250ZM61 105H62V104H61ZM66 105H67V104H66ZM70 105H71V104H70ZM72 105L74 106V104H72ZM87 105H88V104H87ZM107 105H108V103H107ZM165 105H166V104H165ZM213 105L215 106V104H213ZM244 105H245V104H244ZM256 105H257V104H256ZM263 105H264V104H263ZM145 106H146V105H145ZM238 106H239V105H238ZM250 106H251V105H250ZM57 107H58V104H57ZM75 107H76V106H75ZM93 107H94V106H93ZM166 107H167V106H166ZM186 107H187V106H186ZM234 107H235V106H234ZM244 107H246V106H244ZM59 108H62V107L59 106ZM78 108H79V107H78ZM108 108H110V107H108ZM176 108H177V107H176ZM180 108H181V107H180ZM229 108H230V107H229ZM239 108H240V107H239ZM239 108H237V109H239ZM75 109H77V108H75ZM235 109H236V108H235ZM235 109H234V110H235ZM237 109H236V110H237ZM19 110H20V109H19ZM109 110L111 111L112 109H109ZM123 110H124V109H123ZM159 110H160V109H159ZM232 110H233V109H232ZM245 110H246V109H245ZM248 110H249V108H248ZM23 111H24V110H23ZM63 111H64V110H63ZM94 111H95V110H94ZM160 111H161V110H160ZM230 111H231V110H230ZM237 111H238V110H237ZM240 111H242V110H240ZM243 111H244V110H243ZM250 111H253V110L251 109ZM149 112H150V111H149ZM153 112H154V110H153ZM0 113H1V112H0ZM16 113H17V111L15 112V115H16ZM26 113H27V112H26ZM67 113H68V112H67ZM79 113H80V112H79ZM79 113H78V114H79ZM124 113H125V112H124ZM154 113H155V112H154ZM156 113H158V112H156ZM232 113H233V112H232ZM242 113H243V112H242ZM3 114H4V113H3ZM8 114H10L9 111H8ZM13 114H14V113H13ZM17 114H18V113H17ZM93 114H94V113H93ZM149 114H150V113H149ZM149 114H148V115H149ZM210 114H211V113H210ZM237 114H238V113H237ZM250 114H251V112H250ZM5 115H6V113H5ZM20 115H22V114L20 113ZM96 115H97V113H96ZM198 115H199V114H198ZM215 115H216V114H215ZM7 116H8V115H7ZM10 116H11V115H10ZM13 116H14V115H13ZM78 116H79V115H78ZM94 116H95V115H94ZM146 116H147V115H146ZM161 116H162V115H161ZM199 116H200V115H199ZM237 116H238V115H237ZM237 116H236V117H237ZM32 117H33V116H32ZM105 117H106V115H105ZM105 117H104V118H105ZM162 117H163V116H162ZM175 117H176V116H174V118H175ZM177 117H178V116H177ZM245 117H246V116H245ZM15 118H16V117H15ZM93 118H94V117H93ZM93 118H92V119H93ZM99 118H100V116H99ZM99 118H98V119H99ZM193 118L195 119V117H193ZM203 118H204V117H203ZM237 118H238V117H237ZM243 118H244V117H243ZM243 118H241V120H243ZM10 119L12 120V118H10ZM10 119H9V120H10ZM16 119H17V118H16ZM90 119H91V118H90ZM117 119H118V118H117ZM151 119H152V118H151ZM247 119H248V118H247ZM13 120H14V117H13ZM13 120H12V121H13ZM87 120H88V119H87ZM95 120H96V119H95ZM104 120H105V119H104ZM149 120H150V119H149ZM153 120H154V119H153ZM153 120H152V121H153ZM160 120H161V118H160ZM174 120H175V119H174ZM241 120H240V121H241ZM245 120H246V118H245ZM245 120H244V121H245ZM1 121H4V119L1 120ZM14 121H15V120H14ZM19 121H20V120H19ZM98 121H99V120H98ZM152 121H151V123H152ZM170 121H171V119H170ZM195 121H196V120H195ZM6 122H7V120H6ZM21 122H22V121H21ZM84 122H87V121H84ZM92 122H93V121H92ZM96 122H97V121H96ZM96 122H95V123H96ZM102 122H103V121H102ZM108 122H109V121H108ZM149 122H150V121H149ZM165 122H166L165 125H167V121H165ZM245 122H247V120H246ZM245 122H244V123H245ZM249 122H250V121H249ZM3 123H4V122H3ZM34 123H35V122H34ZM40 123H41V122H40ZM81 123H83V122H81ZM104 123H105V122H104ZM251 123H252V122H251ZM68 124H69V123H68ZM85 124H86V123H85ZM100 124H101V123H100ZM242 124H243V123H242ZM245 124H247V123H245ZM248 124H250V123H248ZM82 125H83V124H82ZM82 125H80V126H82ZM96 125H97V124H96ZM102 125H103V124H102ZM104 125H105V124H104ZM152 125H153V124H152ZM251 125H252V124H251ZM2 126H3V125H2ZM29 126H30V124L28 125V127H29ZM31 126H32V125H31ZM56 126H57V125H56ZM60 126H61V125H60ZM78 126H79V125H78ZM87 126H88V124H87ZM87 126H86V127H87ZM94 126H95V125H94ZM94 126H92V127H94ZM105 126H106V125H105ZM105 126H104V128H105ZM150 126H151V125H150ZM191 126H192V125H191ZM249 126H250V125H249ZM34 127H35V125H34ZM46 127H47V126H46ZM46 127H45V128H46ZM95 127H96V126H95ZM98 127H99V126H98ZM181 127H182V126H181ZM244 127H246V126H244ZM252 127H253V126H252ZM87 128H88V127H87ZM90 128H91V127H90ZM115 128H116V127H115ZM120 128H121V127H120ZM196 128H197V127H196ZM247 128H248V127H247ZM262 128H263V126H262ZM95 129H97V128H95ZM116 129H117V128H116ZM118 129H119V128H118ZM121 129H122V128H121ZM200 129H201V128H200ZM255 129H256V128H255ZM99 130H101V129L99 128ZM102 130L104 131V129H102ZM113 130H114V129H113ZM186 130H187V129H186ZM36 131H37V130H36ZM40 131H42V130H39L38 133H39ZM71 131H72V130H71ZM73 131H74V130H73ZM81 131H82V130H81ZM91 131H92V130H91ZM105 131H106V129H105ZM197 131H198V130H197ZM201 131H202V130H201ZM224 131H225V130H224ZM4 132H5V131H4ZM69 132H70V131H69ZM113 132H115V130H114ZM185 132H186V131H185ZM199 132H200V131H199ZM249 132H250V131H249ZM256 132H257V130H256ZM29 133H31V132H29ZM101 133L103 134V132H101ZM127 133H128V132H127ZM129 133H130V132H129ZM187 133H188V132H187ZM196 133H197V132H196ZM200 133H201V132H200ZM0 134H1V132H0ZM39 134H41V132H40ZM99 134H100V133H99ZM111 134L113 135V133H111ZM120 134H121V133H120ZM150 134H151V133H150ZM154 134H155V133H154ZM159 134H160V133H159ZM159 134H158V135H159ZM197 134H198V133H197ZM197 134H196V135H197ZM239 134H240V133H239ZM48 135H49V133H48ZM68 135H69V134H68ZM71 135H72V134H71ZM100 135H101V134H100ZM122 135H123V134H121V136H122ZM129 135H131V133H130ZM138 135H139V134H138ZM194 135H195V133H194ZM27 136H28V133H27ZM46 136H47V135H46ZM75 136H77V135H75ZM85 136H86V135H85ZM150 136H151V135H150ZM182 136H184V135H182ZM28 137L30 138L31 136H28ZM35 137H36V136H35ZM37 137H38V136H37ZM63 137H64V136H63ZM108 137H109V136H108ZM125 137H126V136H125ZM127 137H128V136H127ZM156 137H157V136H156ZM186 137H187V136H186ZM199 137H200V136H199ZM202 137H203V136H202ZM44 138H45V137H44ZM46 138H47V137H46ZM46 138H45V139H46ZM49 138H50V136H49ZM128 138H129V137H128ZM158 138H159V137H158ZM195 138H196V137H195ZM195 138H194V139H195ZM30 139H31V138H30ZM30 139H29V140H30ZM34 139H35V138H34ZM34 139H33V140H34ZM66 139H67V138H66ZM103 139H104V137H103ZM124 139H125V138H124ZM134 139H135V138H134ZM24 140H25V139H24ZM24 140H23V141H24ZM33 140H32V142H33ZM36 140H37V139H36ZM49 140H50V139H49ZM108 140H110V139H108ZM111 140H112V139H111ZM114 140H115V139H114ZM122 140H123V139H122ZM135 140H136V139H135ZM203 140H204V139H203ZM30 141H31V140H30ZM46 141H48V140L46 139ZM59 141H61V138H60ZM64 141H66V140H64ZM139 141H140V140H139ZM141 141H142V139H141ZM141 141H140V142H141ZM171 141H172V140H171ZM210 141H211V140H210ZM26 142H27V141H24V143H26ZM35 142H36V141H35ZM115 142H116V141H115ZM120 142H121V141H120ZM120 142H119V143H120ZM123 142H124V141H123ZM125 142H126V141H125ZM132 142H133V141H132ZM144 142H145V141H144ZM164 142H165V141H164ZM18 143H19V142H18ZM24 143H23V144H24ZM30 143H31V142H30ZM59 143H60V142H59ZM112 143H113V142H112ZM176 143H177V142H176ZM26 144H27V143H26ZM31 144H32V143H31ZM51 144H54V143H51ZM97 144H98V143H97ZM109 144H110V143H109ZM144 144H146V143H144ZM10 145H11V144H10ZM12 145H14V144H12ZM37 145H38V144H37ZM80 145H81V144H80ZM120 145H122V143H120ZM120 145H118V147H119ZM125 145H126V144H125ZM134 145H135V144H134ZM136 145H137V144H136ZM136 145H135V147H136ZM149 145H150V144H149ZM17 146H18V145H17ZM34 146H35V145H34ZM50 146H52V145H50ZM104 146H105V145H104ZM104 146H103V147H104ZM106 146H107V145H106ZM109 146H110V145H109ZM111 146H112V145H111ZM114 146H115V145H114ZM114 146H112V148H113ZM116 146H117V145H116ZM116 146H115V148H116ZM11 147H13V146H11ZM26 147H27V146H26ZM28 147H29V146H28ZM28 147H27V148H28ZM75 147H76V146H75ZM103 147H102V148H103ZM107 147H108V146H107ZM107 147H106V148H107ZM118 147H117L116 149H118ZM133 147H134V146H133ZM175 147H176V146H175ZM175 147H174V148H175ZM71 148H72V147H70V149H71ZM95 148H96V151L99 150V149H97V147H95ZM104 148H105V147H104ZM129 148H130V147H129ZM167 148H168V146H167ZM7 149H8V148H7ZM10 149H12V148H10ZM37 149H38V148H36V150H37ZM39 149H40V148H39ZM50 149H51V148H50ZM52 149H53V148H52ZM52 149H51V150H52ZM72 149H73V148H72ZM77 149H78V148H77ZM77 149H76V150L74 149L75 151H74V150H73V151L76 152ZM116 149H114V150L116 151ZM123 149H124V148H123ZM132 149H133V148H132ZM163 149H164V148H163ZM24 150H25V149H24ZM78 150L80 151V149H78ZM86 150H87V149L85 148V151H86ZM89 150H90V149H89ZM89 150H88V151H89ZM109 150H110V149H109ZM109 150H107V151H109ZM6 151H7V150H6ZM13 151H14V150H13ZM26 151H27V150H26ZM37 151H38V150H37ZM101 151H102V150H101ZM101 151H100V153H101ZM117 151H118V150H117ZM256 151H257V150H256ZM3 152H4V151H3ZM8 152H9V150H8ZM23 152H24V151H23ZM33 152H35V151H33ZM77 152H78V151H77ZM93 152H94V151H93ZM127 152H128V150H127ZM133 152H134V151H133ZM177 152H178V151H177ZM0 153H1V152H0ZM12 153H13V152H12ZM67 153H68V152H67ZM90 153H91V151H90ZM104 153H105V152H104ZM113 153H114V155L116 154L115 152L112 151L111 154H113ZM118 153H121V152L118 151ZM124 153H125V151H124ZM131 153H132V152H131ZM151 153H152V152H151ZM151 153H150V154H151ZM160 153H161V152H160ZM200 153H201V152H200ZM230 153H231V152H230ZM255 153H256V152H255ZM37 154H38V153H37ZM98 154H99V153H98ZM98 154H97V155H98ZM105 154H106V153H105ZM155 154H156V152H155ZM187 154H188V152H187ZM190 154H191V153H190ZM201 154H202V153H201ZM10 155H11V153H10ZM38 155H39V154H38ZM47 155H48V154H47ZM66 155H67V154H66ZM114 155H111V156L114 157ZM121 155H122V154H120V156H121ZM136 155H137V154H136ZM143 155H144V154H143ZM169 155H170V154H169ZM180 155H181V154H180ZM197 155H198V154H197ZM2 156H3V155H2ZM17 156H18V155H17ZM34 156H35V155H34ZM67 156H68V155H67ZM94 156L96 157V155H94ZM108 156H109V155H108ZM115 156H116V155H115ZM118 156H119V155H118ZM118 156H117V157H118ZM126 156H127V155H126ZM137 156H138V155H137ZM139 156H140V155H139ZM166 156H167V154H166ZM166 156H165V157H166ZM241 156H242V155H241ZM248 156H249V154H248ZM254 156H255V155H254ZM95 157H94V158H95ZM103 157H104V156H103ZM106 157H107V156H106ZM109 157H110V156H109ZM143 157H144V156H143ZM151 157H152V154H151ZM163 157H164V156H163ZM173 157H174V156H173ZM199 157H200V156H199ZM2 158H3V157H2ZM107 158H108V157H107ZM118 158H119V157H118ZM189 158H190V157H189ZM196 158H197V157H196ZM23 159H24V158H23ZM40 159H41V158H40ZM116 159H117V158H116ZM134 159H136V158H134ZM108 160H109V159H108ZM111 160H112V159H111ZM111 160H110V161H111ZM165 160H166V159H165ZM196 160H197V159H196ZM212 160H213V159H212ZM8 161H9V160H7V162H8ZM41 161H42V160H41ZM98 161H99V159H98ZM115 161H116V160H115ZM115 161H114V162H115ZM117 161H118V160H117ZM256 161H258V160H256ZM3 162H4V161H3ZM3 162H2V163H3ZM18 162H19V161H18ZM106 162H107V161H106ZM106 162H105V163H106ZM132 162L134 163V160H133ZM137 162L141 163L140 161H137ZM156 162H157V161H156ZM211 162H214V161H211ZM245 162H246V161H245ZM250 162H251V161H250ZM29 163H30V161H29ZM31 163H32V162H31ZM96 163H97V162H96ZM129 163H130V162H129ZM254 163H255V162H254ZM258 163H259V162H258ZM258 163L256 162V164H258ZM6 164H7V163H6ZM12 164H13V163H12ZM130 164H131V163H130ZM194 164H195V163H194ZM239 164H240V162H239ZM243 164H244V163H243ZM24 165H25V163H24ZM53 165H54V164H53ZM55 165H56V164H55ZM96 165H97V164H96ZM105 165H106V164H105ZM124 165H126V163H125ZM133 165H134V164H133ZM135 165H137V164H135ZM192 165H193V164H192ZM201 165H202V164H201ZM11 166H12V165H11ZM138 166H139V164H138ZM259 166H260V165H259ZM9 167H10V166H9ZM13 167H14V166H13ZM13 167H12V168H13ZM117 167H118V165H117ZM130 167H131V166H130ZM136 167H137V166H136ZM191 167H192V166H191ZM253 167H254V166H253ZM54 168H55V167H54ZM65 168H66V167H65ZM112 168H113V170H114V167H113V166H112ZM207 168H208V167H207ZM237 168H238V167H237ZM28 169H29V168H28ZM83 169H84V168H83ZM110 169H111V168H110ZM125 169H126V168H125ZM142 169H143V168H142ZM169 169H170V167H169ZM188 169H190V168H188ZM213 169H214V168H213ZM254 169H255V168H254ZM5 170H6V168H5ZM19 170H20V168H19ZM65 170H66V169H65ZM119 170H120V168H119ZM121 170H122V169H121ZM121 170H120V171H121ZM123 170H124V169H123ZM126 170H128V168H127ZM184 170L186 171V169H184ZM215 170H217V169H215ZM247 170H249V169H247ZM6 171H7V170H6ZM8 171H9V170H8ZM29 171H31V170H29ZM49 171H50V170H49ZM79 171H80V170H79ZM82 171H83V170H82ZM84 171H85V170H84ZM100 171H101V170H100ZM100 171H99V172H100ZM120 171H119V172H120ZM132 171H133V170H132ZM159 171H160V169H159ZM168 171H169V170H168ZM205 171H207V170H205ZM245 171H246V170H245ZM10 172H11V171H10ZM40 172H42V171L40 170ZM57 172H58V171H57ZM114 172H115V171H114ZM114 172H113V173H114ZM166 172H167V171H166ZM179 172H182V171L179 170ZM199 172H200V170H199ZM232 172H233V171H232ZM259 172H260V171H259ZM3 173H4V172H3ZM74 173H75V172H74ZM88 173H89V171H88ZM92 173H93V172H92ZM120 173H121V172H120ZM122 173H123V172H122ZM156 173H157V172H156ZM191 173H193V172H191ZM212 173H213V172H212ZM212 173H211V174H212ZM260 173H262V172H260ZM7 174H8V173H7ZM10 174H12V172H11ZM58 174H59V173H58ZM66 174H67V173H66ZM81 174H82V173H81ZM116 174H117V173H116ZM123 174L125 175V173H123ZM126 174H127V173H126ZM179 174H180V173H179ZM187 174H188V172H187ZM207 174H208V172H207ZM209 174H210V173H209ZM209 174H208V176H209ZM253 174H254V173H253ZM255 174H256V173H255ZM2 175H3V174H2ZM14 175H15V174H14ZM38 175H39V174H38ZM97 175H98V174H97ZM104 175H105V174H104ZM106 175H107V173H106ZM114 175H115V174H113V178H114ZM124 175H123V176H124ZM151 175H152V174H151ZM154 175H155V174H154ZM182 175H183V174H182ZM204 175H205V174H204ZM219 175H220V174H218V178H219ZM223 175H224V174H223ZM257 175H259V173H258ZM41 176H42V175H41ZM79 176H81V175L79 174ZM79 176H77V177H78L79 180H80V177H79ZM88 176H90V175L88 174ZM98 176H99V175H98ZM100 176H101V175H100ZM123 176H122V177H123ZM130 176H132V175L130 174ZM193 176H194V175H193ZM193 176H192V177H193ZM198 176H199V175H198ZM215 176H217V175H215ZM215 176H214V177H215ZM249 176H250V175H249ZM77 177H76V178H77ZM92 177H94V175H93ZM92 177H91V178H92ZM104 177H105V176H104ZM115 177H117V176L115 175ZM124 177H125V176H124ZM136 177H137V176H136ZM161 177H162V176H161ZM176 177H177V176H176ZM183 177H184V176H183ZM202 177H203V176H202ZM202 177H201V178H202ZM204 177H205V176H204ZM214 177H213V178H214ZM257 177H258V176H257ZM81 178H82V177H81ZM95 178H96V177H95ZM132 178H133V177H132ZM216 178H217V177H216ZM226 178H227V176H226ZM106 179H107V178H106ZM114 179H115V178H114ZM118 179H119V178H118ZM187 179H188V178H187ZM246 179H247V178H246ZM246 179H245V180H246ZM0 180H2V179H0ZM3 180H5V179H3ZM3 180H2V181H3ZM15 180H16V178H15ZM74 180H75V178H74ZM77 180H78V179H77ZM77 180H76V181H77ZM79 180H78V181H79ZM95 180H96V179H95ZM111 180H112V179H111ZM199 180H201V179H199ZM241 180H242V179H241ZM40 181H41V180H40ZM76 181H75V182H76ZM85 181H86V180H85ZM91 181H92V179H91ZM108 181H109V180H108ZM138 181H140V180H138ZM218 181H219V180H218ZM6 182H7V181H6ZM36 182H38V181L36 180ZM36 182H35V183H36ZM55 182H56V181H55ZM79 182H80V181H79ZM79 182H78V183H79ZM83 182H84V181H83ZM88 182H89V180H88ZM93 182H94V179H93ZM97 182H98V181H97ZM136 182H137V180H136ZM140 182H141V181H140ZM146 182H147V181H146ZM184 182H186V181H184ZM190 182H191V181H190ZM208 182H209V181H208ZM216 182H217V181H216ZM254 182H255V181H254ZM254 182H253V184H254ZM263 182H264V181H263ZM16 183H17V182H16ZM71 183H72V182H71ZM71 183H69V184L72 185ZM107 183H108V182H107ZM133 183H134V182H133ZM133 183H132V184H133ZM147 183H148V182H147ZM153 183H154V182H153ZM186 183H187V182H186ZM245 183H246V182H245ZM86 184H88V183L86 182ZM90 184H91V182H90ZM90 184H89V185H90ZM109 184H110V183H109ZM118 184H119V183H118ZM141 184H142V183H140V185H141ZM143 184H144V186H145V182H144ZM150 184H151V183H150ZM160 184H161V183H160ZM160 184H159V185H160ZM197 184H198V183H197ZM241 184H242V183H241ZM263 184H264V183H263ZM89 185H87V187H88ZM94 185H95V184H94ZM124 185H125V184H123V187L125 188ZM127 185L130 186L131 184H127ZM137 185H138V184H137ZM152 185H153V184H152ZM159 185H158V186H159ZM184 185H185V184H184ZM191 185H192V183H191ZM204 185H205V184H204ZM210 185H211V184H210ZM108 186H109V185H108ZM112 186H113V185H111L110 187H112ZM115 186H116V185H115ZM118 186H119V185H118ZM121 186H122V185H120V187H121ZM131 186H132V185H131ZM158 186H156V187H158ZM164 186H165V185H164ZM164 186H163V187H164ZM177 186H178V185H177ZM188 186H189V185H188ZM188 186H187V187H188ZM246 186H248V185H246ZM246 186H245V187H246ZM67 187L69 188V186H67ZM82 187H83V186H82ZM84 187H85V186H84ZM93 187H95V186H93ZM96 187H97V186H96ZM105 187H107V185H106ZM120 187H119V188H120ZM133 187H134V186H133ZM138 187H139V186H138ZM163 187L161 186L162 189H164ZM169 187H171V186H169ZM169 187H167V188L169 189ZM248 187H249V186H248ZM56 188H57V187H56ZM70 188H71V186H70ZM74 188H75V187H74ZM88 188H89V187H88ZM117 188H118V187H117ZM117 188H113V189H117ZM126 188H128V187H126ZM126 188H125V189H126ZM159 188H160V187H159ZM159 188H158V189H159ZM161 188H160V189H161ZM200 188H201V187H200ZM257 188H258V187H257ZM0 189H1V188H0ZM30 189H31V188H30ZM78 189H79V188H78ZM92 189H93V188H92ZM95 189H96V188H95ZM98 189H99V188H98ZM98 189H97V190H98ZM100 189H101V191H102V188H100ZM107 189H109V187H107ZM110 189H111V188H110ZM129 189L131 190V188H129ZM143 189H144V188H143ZM168 189H167V190H168ZM178 189H179V188H178ZM239 189H240V188H239ZM31 190H33V188H32ZM56 190H57V189H56ZM72 190H74V189H72ZM79 190H80V189H79ZM119 190H120V189H119ZM119 190H118V191H119ZM123 190H124V189H123ZM126 190H127V189H126ZM132 190H133V192H134V189H132ZM138 190H139V189H138ZM138 190H136V191H138ZM172 190H173V189H172ZM179 190H180V189H179ZM181 190H182V188H181ZM185 190H187V189H185ZM208 190H209V189H208ZM231 190H232V189H230V191H231ZM235 190H236V189H235ZM241 190H242V189H241ZM243 190H244V189H243ZM11 191H12V190H11ZM18 191H19V190H18ZM18 191H17V192H18ZM33 191H34V190H33ZM101 191H100V192H101ZM115 191L117 192V190H115ZM150 191H151V190H150ZM158 191H159V190H158ZM161 191H162V190H161ZM12 192H14V191H12ZM12 192H11V193H12ZM73 192H74V191H73ZM73 192H72V193H73ZM76 192H78V191H76ZM80 192H81V191H80ZM82 192H83V191H82ZM86 192H87V191H86ZM86 192H85V193H86ZM88 192H89V191H88ZM91 192H92L91 194H93L94 191H91ZM100 192H99V193H100ZM104 192H105V190H103V193H104ZM109 192H110V191H109ZM120 192H123V191H120ZM125 192H126V191H125ZM128 192H129V190H128ZM133 192H132V193H133ZM148 192H149V191H148ZM148 192H147V193H148ZM153 192H154V191H153ZM153 192L151 191L150 193L152 194ZM156 192H157V191H156ZM156 192H155V193H156ZM166 192H167V191H166ZM181 192H182V191H181ZM181 192H180V193H181ZM188 192H189V191H188ZM196 192H197V191H196ZM243 192H244V191H243ZM94 193H95V192H94ZM97 193H98V192H96V194H97ZM103 193H101V194H103ZM111 193H112V192H111ZM117 193H118V192H117ZM135 193H137V192H135ZM150 193H149V194H150ZM159 193H161V192H159ZM159 193H158V194H159ZM169 193H170V191H169ZM171 193H172V191H171ZM246 193H247V192H246ZM251 193H252V192H251ZM70 194H71V192H70ZM80 194H81V193H80ZM87 194H88V193H87ZM89 194H90V192H89ZM96 194H95V195L93 194V196H96ZM105 194H106V193H105ZM114 194H115V193H114ZM122 194H123V193H122ZM137 194H138V193H137ZM151 194H150V195H151ZM156 194H157V193H156ZM197 194H198V193H197ZM202 194H203V193H202ZM263 194H264V193H263ZM54 195H55V194H54ZM72 195L74 196V195H76V194L73 193ZM84 195H85V194H84ZM112 195H113V194H112ZM131 195H132V194H131ZM133 195H134V193H133ZM135 195H136V194H135ZM142 195H143V194H142ZM142 195H140V196L142 197ZM154 195H155V194H154ZM164 195H165V194H164ZM167 195H168V194H167ZM192 195H193V194H192ZM236 195H237V194H236ZM246 195H247V194H246ZM251 195H252V194H251ZM65 196H67V194H66ZM81 196H82V194H81ZM88 196H89V195H88ZM91 196H92V195H91ZM99 196H100V198H101V197H103V196H105V195L103 194V196H101V195H99ZM124 196H125V197H126V196L129 197L127 194L124 195ZM124 196H123V197H124ZM151 196H153V195H151ZM161 196H163V195H161ZM170 196L172 197V195H170ZM247 196H248V195H247ZM29 197H30V196H29ZM69 197H70V195H69ZM69 197H67V199H68ZM71 197H72V196H71ZM74 197H76V196H74ZM141 197H140V198H141ZM153 197H154V196H153ZM157 197L159 198V200H161L159 196H157ZM171 197H170V198H171ZM191 197H192V196H191ZM60 198H61V197H60ZM72 198H73V197H72ZM72 198L69 199V201H71ZM82 198H84V197L82 196L80 199H82ZM93 198H94V197H93ZM93 198L91 197V199L89 198V200H90V201H93V200H92ZM97 198H98V197H97ZM97 198L95 197V200H97ZM114 198H115V196H114ZM114 198H113V199H114ZM120 198H122V197H120ZM130 198H131V196H130ZM211 198H212V197H211ZM215 198H216V197H215ZM219 198H220V197H219ZM22 199H23V198H22ZM77 199H78V198H77ZM86 199H87V197H86ZM102 199H103V198H102ZM118 199H119V196H118ZM126 199H127V198H126ZM133 199H134V198H133ZM137 199H139V198H137ZM145 199H146V197H145ZM149 199H150V196H149ZM154 199H155V198H154ZM164 199H165V198H164ZM192 199H193V197H192ZM249 199H250V198H249ZM78 200H79V199H78ZM89 200H88V201H89ZM99 200H101V199H98V201H99ZM106 200H107V198H106ZM151 200H153V199L151 198ZM151 200H150V201H151ZM157 200H158V199H157ZM185 200H188V199H185ZM185 200H184V201H185ZM208 200H209V199H208ZM244 200H245V199H244ZM24 201H25V200H24ZM63 201H64V200H63ZM69 201H68V202H69ZM72 201H73V200H72ZM76 201H77V200H76ZM76 201H75V202L73 201V202L76 204ZM79 201H81V200H79ZM116 201H118V200H116ZM122 201H123V200H122ZM122 201H121V202H122ZM129 201H130V200H129ZM136 201H139V200H136ZM141 201H142V200H141ZM146 201H148V200H146ZM168 201H169V200H168ZM174 201H175V200H174ZM177 201H178V200H177ZM181 201H182V200H181ZM190 201H192V200H190ZM193 201H195V200L193 199ZM193 201H192L191 203H193ZM220 201H221V200H220ZM10 202H12V201H10ZM48 202H49V201H48ZM73 202H72V203L70 202L69 204H72V205H73ZM84 202H85V201H84ZM104 202H105V201H104ZM130 202H131V201H130ZM148 202H149V201H148ZM148 202H147V204H148ZM154 202H155V201H154ZM166 202H167V201H165V203H166ZM169 202H170V201H169ZM178 202H179V201H178ZM187 202H188V201H187ZM251 202H252V201H251ZM32 203H33V202H32ZM65 203H67V202H65ZM77 203H78V201H77ZM81 203H82V202H81ZM98 203H99V202H98ZM100 203H102V202H100ZM105 203H107V202H105ZM113 203H114V200H113ZM117 203H120V202L118 201ZM123 203H124V202H123ZM145 203H146V202H145ZM149 203H150V202H149ZM155 203L158 204L157 202H155ZM172 203H173L174 205H176L173 201H172ZM179 203H180V202H179ZM188 203H189V202H188ZM225 203H226V201H225ZM233 203H234V202H233ZM262 203H263V202H262ZM1 204H2V203H1ZM12 204H13V203H12ZM12 204H11V205H12ZM19 204H20V203H19ZM46 204H47V202H46ZM128 204H129V203H128ZM130 204H131V203H130ZM133 204H135V203H133ZM138 204H139V203H138ZM141 204H142V203H141ZM141 204H140V205H141ZM143 204H144V203H143ZM152 204L154 205V203H152ZM156 204H155V205H156ZM159 204H161V203L159 202ZM168 204H170V203H168ZM193 204H194V203H193ZM198 204H199V203H198ZM211 204H212V203H211ZM251 204H252V203H251ZM28 205H29V204H28ZM43 205H44V204H43ZM62 205H64V204H62ZM66 205H67V204H66ZM79 205L81 206L82 204H79ZM79 205H78V206H79ZM83 205H84V204H83ZM85 205H86V204H85ZM85 205H84V206H85ZM87 205H88V204H87ZM97 205H98V204H97ZM97 205H96V206H97ZM101 205H102V206H101ZM101 205H100L101 207L104 206L103 204H101ZM120 205L123 206L124 204L120 203ZM131 205H132V204H131ZM136 205H137V204H136ZM140 205H139V206H140ZM148 205H149V204H148ZM162 205H164V204H162ZM199 205H201V204H199ZM255 205H256V204H255ZM4 206H5V205H4ZM58 206H59V205H57L56 207L59 208ZM67 206H68V205H67ZM70 206H71V205H70ZM76 206H77V204H76ZM80 206H79V207H80ZM93 206H94V205H93ZM100 206L97 207V208L100 209ZM114 206H115V203H114L113 207H114ZM124 206H125V205H124ZM132 206H133V205H132ZM139 206H138V207H139ZM149 206H151V205H149ZM206 206H207V205H206ZM242 206H243V205H242ZM249 206H250V205H249ZM262 206H263V205H262ZM16 207H17V206H16ZM20 207H21V206H20ZM42 207H43V206H42ZM42 207H41V208H42ZM47 207H48V206H47ZM47 207H46V208H47ZM60 207H61V206H60ZM62 207H63V206H62ZM68 207H69V206H68ZM72 207H73V206H72ZM74 207H75V205H74ZM74 207H73V208H74ZM81 207H82V206H81ZM117 207L119 208V206H117V205H116V207H114V208L117 210V209H118ZM133 207H134V206H133ZM140 207H141V206H140ZM143 207H144V206H143ZM143 207H142V208H143ZM153 207H155V206H153ZM163 207H164V206H163ZM175 207H176V206H175ZM3 208H4V207H3ZM30 208H31V207H30ZM38 208H39V207H38ZM57 208H56V209H57ZM77 208H78V207H77ZM87 208H88V207H87ZM89 208H90V207H89ZM94 208H95V207H94ZM106 208H107V210H109L108 207H106ZM129 208H130V207H129ZM142 208H140V210H141ZM145 208H146V207H145ZM156 208H157V207H156ZM159 208L162 209V207H159ZM171 208H172V207H170V209H171ZM239 208H240V207H239ZM263 208H264V207H263ZM7 209H8V208H7ZM48 209H49V208H48ZM59 209H60V208H59ZM65 209H66V208H65ZM65 209H64V210H65ZM81 209H82V208H81ZM81 209H79V210H81ZM85 209H86V208H85ZM119 209H120V208H119ZM121 209H123V207H121ZM130 209H131V208H130ZM146 209H147V208H146ZM164 209H165V208H164ZM164 209H163V210H164ZM168 209H169V208H168ZM168 209H167V210H168ZM170 209H169V210H170ZM179 209H180V208H179ZM4 210H6V209H4ZM36 210H37V209H36ZM43 210H44V207H43ZM70 210H72V209H70ZM74 210H75V209H74ZM77 210H78V209H77ZM83 210H84V208H83ZM89 210H91L92 213H93V209L90 208ZM96 210H97V209H96ZM101 210H102V209H101ZM111 210H112V208H111ZM127 210H128V209H127ZM133 210H134V209H133ZM138 210H139V209H138ZM153 210H155V209H153ZM157 210H158V208H157ZM171 210H172L174 213L177 212V209H176V211H174L173 208H172ZM203 210H204V209H203ZM205 210H206V207H205ZM237 210H238V208H237ZM247 210H248V209H247ZM37 211H38V210H37ZM44 211H45V210H44ZM67 211H69V209H68ZM97 211H98V210H97ZM122 211H123V210H122ZM129 211H130V210H129ZM129 211H128V212H129ZM143 211H144V210H143ZM165 211H166V210H165ZM199 211H200V210H199ZM227 211H229V210H227ZM238 211H240V210H238ZM261 211H262V210H261ZM1 212H3V211H1ZM6 212H7V211H6ZM29 212H30V211H29ZM33 212H34V211H33ZM41 212H42V211H41ZM46 212H48L47 209H46ZM46 212H44V214H45ZM50 212H52V211L50 210ZM59 212H60V211H59ZM76 212H77V211H76ZM85 212H86V211H85ZM87 212H88V211H87ZM99 212H100V211H99ZM109 212L111 213L110 210H109ZM113 212H114V211H113ZM135 212H136V211H135ZM139 212H140V211H139ZM141 212H142V211H141ZM151 212H152V210H151ZM155 212H156V211H155ZM158 212H159V210H158ZM160 212H161V211H160ZM167 212H169V214H170V211H167ZM173 212H172V213H173ZM212 212H213V211H212ZM212 212H211V213H212ZM224 212H225V211H224ZM19 213H20V212H19ZM25 213H26V211H25ZM53 213H54V212H53ZM62 213H63V212H62ZM68 213H69V212H68ZM83 213H84V212H83ZM89 213H90V211H89ZM89 213H87V214H89ZM101 213L103 214L104 212H101ZM115 213H116V212H115ZM115 213L112 214V216H114ZM117 213H118V212H117ZM119 213H120V211H119ZM125 213H126L125 215H127V211H126V210H125ZM133 213H134V212H133ZM136 213H137V212H136ZM136 213L134 214V216L136 215ZM165 213H166V212H165ZM165 213H164V214H165ZM172 213H171V214H172ZM177 213H178V212H177ZM180 213H181V211H180ZM261 213H262V212H261ZM10 214H11V213H10ZM54 214H55V213H54ZM63 214H64V213H63ZM63 214H62V215H63ZM79 214H80V213H79ZM98 214H99V213H98ZM106 214H107V212H106ZM122 214H123V213H122ZM143 214H144V213H143ZM147 214H148V213H147ZM150 214H151V213H150ZM150 214H149V215H150ZM154 214H155V213H154ZM162 214H163V213H162ZM169 214H168V215H169ZM197 214H198V212H197ZM197 214H196V215H197ZM222 214H223V213H222ZM233 214H234V213H233ZM27 215H28V214H27ZM30 215H32V214L30 213L28 216H30ZM34 215H35V214H34ZM36 215H37V214H36ZM36 215H35L34 218H37V217H38V216L36 217ZM66 215H67V212L65 213L64 216H66ZM74 215H75V214H74ZM92 215H93V214H92ZM99 215H100V214H99ZM99 215H97V216H99ZM107 215H109V213H108ZM117 215H118V214H117ZM120 215H121V214H120ZM125 215H124V216H125ZM128 215H131L130 212L128 213ZM144 215H145V214H144ZM152 215H153V214H152ZM160 215H161V214H160ZM165 215H166V214H165ZM172 215L175 216L174 214H172ZM172 215H169V216H171L170 218H172ZM179 215H180V214H179ZM224 215H225V214H224ZM239 215H240V214H239ZM22 216H23V215H22ZM22 216H21V217H22ZM45 216H46V215H45ZM77 216H78V215H77ZM85 216H86V215H85ZM93 216H94V215H93ZM93 216H92V217H93ZM134 216H133V217H134ZM142 216H143V215H142ZM142 216H140V218L144 220V218H143ZM153 216H154V215H153ZM155 216H156V215H155ZM163 216H164V215H162V218H163ZM176 216H177V215H176ZM176 216H175L174 218H176ZM197 216H198V215H197ZM201 216H202V215H201ZM243 216H244V215H243ZM2 217H3V216H2ZM14 217H15V216H14ZM17 217H18V216H16V219H15V220H17ZM26 217H27V216H26ZM31 217H33V215H32ZM47 217H48V216H46L45 218H47ZM50 217H51V216H49V218H50ZM59 217H60V216H59ZM74 217H75V216H74ZM74 217H73L72 219H71V218H70V219H71V220H75ZM100 217H101V216H100ZM100 217H99V218H100ZM109 217H110V216H109ZM109 217H108V221H110V220H109ZM114 217H115V216H114ZM128 217H130V216H128ZM138 217H139V216H138ZM151 217H152V216H151ZM156 217H157V216H156ZM177 217H179V216H177ZM246 217H247V216H246ZM27 218H28V220H30L29 217H27ZM39 218H40V217H39ZM67 218H68V216H67ZM67 218H66V219H67ZM96 218H97V217H96ZM99 218H98V219H99ZM104 218H105V217H104ZM126 218H127V217H126ZM131 218H132V217H131ZM136 218H137V217H136ZM148 218L150 219V217H148ZM165 218H166V217H165ZM167 218H169V217L167 216ZM174 218H172V220H173ZM182 218H183V217H182ZM200 218H201V217H200ZM0 219H1V218H0ZM4 219H5V218H4ZM6 219H7V218H6ZM13 219H14V218H13ZM51 219H52V218H51ZM56 219H57V217H56ZM62 219H63V218H62ZM70 219L68 218L69 222H71ZM102 219H103V218H102ZM117 219H118V218H117ZM124 219H125V217H124ZM132 219H133V218H132ZM132 219H131V220H132ZM152 219H153V218H151V220H152ZM180 219H181V218H180ZM187 219H188V217H187ZM40 220H42V219H40ZM52 220L54 221V219H52ZM82 220H84V219H82ZM96 220H97V219H96ZM96 220H95V223H96ZM99 220H100V219H99ZM99 220H98V222H99ZM106 220H107V218H106ZM135 220H136V219H135ZM135 220L132 221V222H135ZM137 220H138V219H137ZM137 220H136V221H137ZM139 220H140V219H139ZM143 220H142V221H143ZM154 220H156V219H154ZM158 220H159V219H158ZM162 220H165V219H162ZM176 220L179 221V219H175V221H176ZM184 220H185V219H184ZM234 220H235V219H234ZM249 220H250V219H249ZM10 221H11V220H10ZM34 221H35V220H34ZM34 221H33V222H34ZM56 221H57V220H56ZM56 221H54V222H56ZM62 221H63V220H62ZM76 221H77V220H76ZM91 221H92V220H91ZM102 221H104V220H102ZM111 221H113V220H111ZM111 221H110V222H111ZM114 221H115V220H114ZM118 221H119V220H118ZM118 221H117V222H118ZM122 221H124V220H122ZM126 221H127V220H126ZM142 221H141V222H142ZM146 221H147V220H146ZM149 221H150V220H149ZM170 221H171V220H170ZM170 221H169V222H170ZM185 221H186V220H185ZM262 221H263V220H262ZM3 222H4V221H3ZM6 222H7V221H6ZM14 222H16V221H14ZM18 222H19V221H18ZM22 222H23V221H22ZM33 222L31 221L32 226H33ZM35 222H36V221H35ZM35 222H34V223H35ZM40 222H41V221H40ZM58 222H60V221L58 220ZM69 222H68V223H69ZM72 222H73V221H72ZM100 222H101V221H100ZM100 222H99V223H100ZM110 222H109V223H110ZM119 222H120V221H119ZM119 222H118V223H119ZM127 222H128V221H127ZM130 222H131V221H130ZM132 222H131V223H132ZM137 222H139V221H137ZM147 222H148V221H147ZM158 222H159V221H158ZM160 222H161V220H160ZM163 222H164V221H163ZM165 222H166V221H165ZM165 222H164V224H165ZM167 222H168V221H167ZM182 222H183V221H182ZM256 222H257V221H256ZM78 223H79V221H78ZM101 223H103V222H101ZM120 223H121V222H120ZM128 223H129V222H128ZM128 223H127V224H128ZM131 223H130V224H131ZM142 223H145V221L142 222ZM142 223H141V224H142ZM148 223H149V222H148ZM153 223H155V222L152 221V224H153ZM156 223H157V222H156ZM156 223H155V224H156ZM172 223H173V222H172ZM172 223H171V224H172ZM176 223H178V222H176ZM176 223H175V224H176ZM179 223H180V222H179ZM179 223H178V224H179ZM206 223H207V222H206ZM226 223H227V222H226ZM43 224H44V223H43ZM59 224H60V223H59ZM76 224H77V222L75 223V226H76ZM81 224H83V223H81ZM113 224H114V223H113ZM113 224L110 223V225H113ZM136 224H137V223H136ZM136 224L134 223V225H136ZM139 224H140V223H139ZM171 224H170V225H171ZM173 224H174V223H173ZM183 224H184V223H183ZM208 224H209V223H208ZM232 224H234V223H232ZM0 225L2 226V224H0ZM4 225H5V224H4ZM6 225H7V224H6ZM35 225H36V224H35ZM44 225H45V224H44ZM44 225H43V226H44ZM72 225H74V224H72ZM78 225H79V224H78ZM85 225H86V224H85ZM95 225H96V224H95ZM106 225H107V224H106ZM110 225H109V228H110ZM132 225H133V224H132ZM149 225H151V224H149ZM156 225H158V223H157ZM160 225H161V226H164V225H162V224L160 223V224H159V227H160ZM176 225H177V224H176ZM176 225H174V226L176 227ZM186 225H187V224H186ZM25 226H26V225H25ZM30 226H31V225H30ZM32 226H31V227H32ZM53 226H54V225H53ZM60 226H62V225L60 224ZM63 226H64V225H63ZM69 226H70V225H69ZM69 226H68V227H69ZM79 226H80V225H79ZM92 226H93V225H92ZM130 226H131V225H130ZM136 226L138 227V224H137ZM139 226H140V225H139ZM141 226H142V225H141ZM151 226H152V225H151ZM153 226H154V225H153ZM165 226H166V225H165ZM168 226H169V224H168ZM193 226H195V224H194ZM206 226H207V225H206ZM206 226H205V227H206ZM262 226H263V225H262ZM3 227H4V226H3ZM12 227H13V225H12ZM51 227H52V226H51ZM51 227H49V228H51ZM77 227H78V226H77ZM80 227H84V225H83V226H80ZM80 227H78V228H80ZM86 227L88 228V226H86ZM86 227H85V228H86ZM169 227H171V226H169ZM169 227H168V230H169ZM175 227H174V228H175ZM179 227H180V226H179ZM182 227H183V226H182ZM37 228H38V227H37ZM37 228H36V230H38ZM39 228H40V225H39ZM57 228H58V229H61V227H60V228L57 227ZM64 228H66V227H64ZM85 228H84V229H85ZM89 228H90V227H89ZM113 228H114V227H113ZM115 228H117V224H116V227H115ZM120 228H121V227H120ZM126 228H129V227H126ZM160 228H162V227H160ZM207 228H208V227H207ZM12 229H13V228H12ZM25 229H27V227H26ZM30 229H31V228H30ZM43 229H44V228H43ZM53 229H54V228H53ZM74 229H75V227H74ZM82 229H83V228H82ZM82 229H81V230H82ZM96 229H97V228H96ZM106 229H108V228H106ZM106 229H105V230H106ZM118 229H119V228H118ZM118 229H117V231H118ZM137 229H138V228H137ZM155 229H157V228H155ZM166 229H167V228H165V230H166ZM175 229H176V228H175ZM177 229H179V228H177ZM180 229H181V228H180ZM192 229H193V228H192ZM214 229H215V228H214ZM214 229H213V230H214ZM14 230H16V229H14ZM34 230H35V229H34ZM36 230H35V231H36ZM45 230H46V229H45ZM51 230H52V229H51ZM62 230H64V229H62ZM69 230H71L70 227H69ZM102 230H103V229H102ZM102 230H101V231H102ZM108 230H109V229H108ZM134 230H135V229H134ZM134 230H132V231L134 232ZM142 230H143V228H142ZM142 230H141V233L143 232ZM160 230H161V229H160ZM217 230H218V229H217ZM0 231H1V230H0ZM21 231H22V230H21ZM46 231H47V230H46ZM46 231H45V232H46ZM48 231L50 232V230H48ZM55 231H56V230H55ZM64 231H65V230H64ZM66 231H67V230H66ZM90 231H91V230H90ZM90 231H89V232H90ZM98 231H99V230H98ZM106 231H107V230H106ZM120 231H121V230H120ZM120 231H119V233H120ZM137 231H138V230H137ZM169 231H171V230H169ZM169 231H167V232H169ZM176 231H177V230H176ZM178 231H179V230H178ZM195 231H196V230H195ZM2 232H3V231H1V233H2ZM6 232H8V231H6ZM9 232H11V231H9ZM9 232H8V233H9ZM17 232H18V231H17ZM19 232H20V231H19ZM22 232H23V231H22ZM27 232H30V231H27ZM32 232H33V230H32ZM36 232H37V231H36ZM40 232H41V231H40ZM53 232H54V230L52 231V233H53ZM59 232H60V231H59ZM72 232H73V231H71V233H72ZM74 232H75V231H74ZM76 232H77V229H76ZM87 232H88V231H87ZM109 232H110V231H109ZM121 232H122V231H121ZM160 232H162V233L164 234L166 231L164 232V231L162 230V231H160ZM13 233H14V232H13ZM15 233H16V232H15ZM43 233H44V231H43ZM50 233H51V232H50ZM54 233H55V236H56V232H54ZM62 233H63V232H62ZM80 233H81V232H80ZM82 233H83V236H84V233L86 234L85 231H83ZM97 233H99V232H97ZM115 233H116V232H115ZM122 233H123V232H122ZM124 233H125V232H124ZM148 233H150V232H148ZM188 233H189V232H188ZM188 233H187V234H188ZM239 233H240V232H239ZM245 233H246V232H245ZM3 234H4V232H3ZM32 234H33V233H32ZM34 234H35V233H34ZM34 234H33V235H34ZM57 234H58V232H57ZM75 234H76V233H75ZM78 234H79V233H78ZM93 234H94V233H92V235H91V234H89V235L94 236ZM112 234H113V233H112ZM126 234H127V236H128V233H126ZM126 234H125V235H126ZM137 234H139V232H138ZM137 234H136V235H137ZM142 234H143V233H142ZM157 234H158V230H157ZM165 234H166V233H165ZM179 234H180V233H179ZM187 234H186V235H187ZM195 234H196V233H195ZM0 235L2 236V234H0ZM12 235H13V234H12ZM12 235H11V236H12ZM16 235H17V234H16ZM16 235H15V236H16ZM28 235H29V234H28ZM38 235H39V234H38ZM41 235H42V234H41ZM51 235H53V234H51ZM64 235H65V234H64ZM64 235H63V237L65 238ZM66 235H67V234H66ZM73 235H74V233H73ZM86 235H88V234H86ZM89 235H88L87 237H89ZM99 235H100V234H99ZM106 235H107V234H106ZM121 235H122V234H121ZM146 235H147V234H146ZM155 235H156V234H155ZM160 235L162 236V234H160ZM167 235H168V233H167ZM181 235H182V234H181ZM188 235H189V234H188ZM261 235H262V234H261ZM8 236H9V234H8ZM13 236H14V235H13ZM15 236H14V237H15ZM17 236H18V235H17ZM17 236H16V238H17ZM20 236H21L22 238H24L22 235L19 234V237H20ZM35 236H37V235H35ZM45 236H46V234H45ZM47 236H48V233H47ZM67 236H68V235H67ZM77 236H78V235H76L75 237H77ZM79 236H80V235H79ZM91 236H90V237H91ZM114 236H115V235H114ZM123 236H124V234H123ZM144 236H145V235H144ZM144 236H142V237H144ZM174 236H176V235H174ZM192 236H193V235H192ZM226 236H227V235H226ZM233 236H234V235H233ZM235 236H236V235H235ZM240 236H241V234H240ZM248 236H249V235H248ZM29 237H32V236H29ZM29 237H28V238H29ZM48 237H49V236H48ZM56 237H57V236H56ZM60 237H61V236H60ZM60 237H59V238H60ZM72 237H74V236H72ZM80 237H82V236H80ZM84 237H85V236H84ZM94 237H95V236H94ZM121 237H122V236H121ZM121 237H120V238H121ZM137 237H138V236H137ZM165 237H166V236H163V239H165ZM168 237L171 238V237H173V236H168ZM178 237H179V236H178ZM195 237H196V236H195ZM214 237H215V236H214ZM219 237H220V236H219ZM224 237H225V236H224ZM241 237H242V236H241ZM1 238H2V237H1ZM3 238L5 239V237H3ZM7 238H8V237H7ZM7 238H6V239H7ZM12 238H13V237H12ZM16 238H15V239H16ZM36 238H37V237H36ZM36 238H34V239H36ZM39 238H40V237H39ZM69 238H70V237H69ZM78 238H79V237H78ZM100 238H101V237L98 238L99 240L97 239L99 242L101 241ZM103 238H105V237L103 236ZM114 238H115V237H114ZM122 238H124V237H122ZM122 238H121V239H122ZM126 238H127V237H126ZM147 238H149V237H147ZM192 238H193V237H192ZM239 238H240V237H239ZM251 238H252V237H251ZM6 239H5V241H6ZM32 239H33V238H31V239H29V240H32ZM34 239H33V240H34ZM47 239H48V238H47ZM47 239H46V242H49L50 239H48V241H47ZM54 239H55V237H54ZM54 239H53V242H54ZM66 239H67V238H66ZM79 239H80V238H79ZM110 239H111V238H110ZM112 239H113V237H112ZM121 239H120V242H121ZM130 239H131V236H130L129 240H130ZM132 239H134V237H133ZM158 239H159V238H158ZM167 239H168V238H167ZM196 239H197V238H196ZM203 239H205V238H203ZM215 239L217 240V238H215ZM218 239H219V238H218ZM223 239H224V238H223ZM225 239H226V238H225ZM245 239H247V238H244V240H245ZM12 240H13V239H12ZM23 240H24V239H23ZM23 240H22V241H23ZM57 240H58V239H57ZM68 240H69V239H68ZM71 240H72V239H70V241H71ZM81 240H82V238H81ZM103 240H104V239H103ZM103 240H102V241H103ZM114 240L116 241V238H115ZM165 240H166V239H165ZM165 240H163V241H165ZM169 240H170V239H169ZM172 240H173V239H172ZM176 240H177V238H176ZM227 240H229V239H227ZM2 241H3V240H2ZM5 241H4V242H5ZM8 241H9V240H7L6 242H8ZM19 241H20V239H19ZM25 241H26V240H25ZM42 241L45 243L44 238L42 239ZM42 241H41V242H42ZM60 241L63 242V239L60 240ZM64 241H65V240H64ZM70 241H69V242H70ZM74 241H76V240H74ZM79 241H80V240H79ZM87 241H88V239H87ZM87 241H86V242H87ZM92 241H93V240H92ZM102 241H101V242H102ZM104 241L107 242L106 238H105ZM117 241H118V240H117ZM143 241H144V239H143ZM151 241L154 242V240H151ZM155 241H156V240H155ZM158 241H160V239H159ZM158 241H157V242H158ZM177 241H178V240H177ZM257 241H258V239H257ZM4 242H3V243H4ZM11 242H12V241H11ZM11 242H8V245H9V243H11ZM15 242H16V241H15ZM15 242H13V243H15ZM34 242H36V241H34ZM53 242H52V243H53ZM76 242H77V241H76ZM95 242H96V239H95ZM169 242H171V241H169ZM173 242H174V240H173ZM182 242H183V241H182ZM191 242H192V241H191ZM217 242H218V240H217ZM226 242H229V241H226ZM239 242H240V240H239ZM242 242H243V241H242ZM253 242H254V241H252L251 244H253ZM0 243H1V240H0ZM13 243H12V244H13ZM23 243H24V241H23ZM32 243H33V241H32ZM36 243H38V242H36ZM52 243H51V244H52ZM70 243H71V242H70ZM77 243H78V242H77ZM102 243H103V242H102ZM102 243H100V244L98 243V244L101 245ZM104 243H105V242H104ZM109 243H110V242H109ZM161 243H162V241H161L159 244H161ZM165 243H166V242H165ZM177 243H178V242H177ZM187 243H188V242H187ZM263 243H264V242H263ZM16 244H17V246H18V245L20 246V244H19L18 242H17ZM29 244H30V243H29ZM33 244H34V243H33ZM49 244H50V243H49ZM59 244H61V247L63 246L62 243H59ZM59 244H57V246H58ZM67 244H69V243L67 242ZM83 244H84V243H83ZM86 244H88V242H87ZM95 244H96V243H95ZM95 244H94V246H95ZM116 244H118V243H116ZM120 244H121V243H120ZM127 244H129V243H127ZM148 244H149V243H148ZM153 244H154V243H153ZM159 244H158V245H159ZM162 244H163V243H162ZM166 244H167V243H166ZM166 244H164V245H166ZM174 244H175V243H174ZM178 244H179V243H178ZM185 244H186V243H185ZM198 244H199V243H198ZM229 244H230V243H229ZM242 244H243V243H242ZM244 244H245V243H244ZM1 245H3V244L1 243L0 246H1ZM8 245H5V243H4V246H8ZM10 245H11V244H10ZM10 245H9V246H10ZM25 245H26V243H25ZM31 245H32V244H31ZM31 245H30V246H31ZM54 245H55V244H54ZM103 245H107V244H102V246H103ZM109 245L112 246V244H109ZM124 245H125V243H124ZM169 245H170V243H169ZM189 245H190V244H188V246H189ZM206 245H207V244H206ZM221 245H222V244H221ZM259 245H260V244H259ZM23 246H24V245H23ZM27 246H28V245H27ZM30 246H29V247H30ZM39 246H40V245H39ZM55 246H56V245H55ZM59 246H60V245H59ZM66 246H67V245H66ZM85 246L87 247V245H85ZM111 246H110V247H111ZM116 246H117V245H116ZM116 246H115V248H117ZM172 246H173V245H171V247H172ZM183 246H184V244H183ZM13 247H14V245H13ZM13 247H12V248H13ZM37 247H38V246H37ZM49 247H50V246H49ZM67 247H68V246H67ZM67 247H65V248H67ZM80 247H81V245H80ZM126 247H128V245L125 246V248H126ZM129 247H130V246H129ZM142 247H143V246H142ZM155 247H156V246H155ZM159 247H160V246H159ZM173 247H174V246H173ZM233 247H234V246H233ZM0 248H1V247H0ZM2 248H4V247H2ZM10 248H11V246H10ZM18 248H19V247H18ZM22 248L24 249V247H22ZM44 248H45V247H44ZM47 248H48V247H47ZM74 248H75V247H74ZM78 248H79V247H78ZM100 248H101V247H100ZM120 248H121V246H120ZM131 248L133 249V247H131ZM161 248H162V247H161ZM168 248H169V246H168ZM200 248H201V247H200ZM204 248H205V246H204ZM207 248H208V247H207ZM7 249H9V248H7ZM7 249H6V250H7ZM20 249H21V248H20ZM23 249H22V250H23ZM27 249H28V247H27ZM32 249H33V248H32ZM32 249H31V250H32ZM60 249H62V248H60ZM76 249H77V248H76ZM98 249H99V248H98ZM109 249H110V248H109ZM109 249H108V250H109ZM111 249H112V247H111ZM111 249H110V250H111ZM122 249H124V248H122ZM128 249H129V248H128ZM132 249H131V250H132ZM152 249H153V248H152ZM159 249H160V248H159ZM163 249H165V248H163ZM163 249H162V250L160 249L161 252H163ZM170 249H172V248H170ZM182 249H183V248H182ZM210 249H211V247H210ZM226 249H229V248H226ZM4 250H5V249H4ZM18 250H19V249H18ZM25 250H26V249H25ZM25 250H24V251H25ZM34 250H36V249H34ZM52 250H53V249H52ZM66 250H67V249H66ZM102 250H106V249L104 248V249H102ZM117 250H118V249H117ZM117 250H116V252H117ZM125 250H126V249H125ZM156 250H157V248H156ZM173 250H174V249H173ZM39 251H40V250H39ZM50 251H51V250H50ZM54 251H55V249H54ZM62 251H63V250H62ZM67 251H68V250H67ZM77 251H78V250H77ZM77 251H76V252H77ZM80 251H81V250H80ZM87 251H88V250H87ZM94 251H95V250H94ZM157 251H159V250H157ZM178 251H179V250L177 249V252H178ZM184 251H185V250H184ZM191 251L194 252V250H191ZM191 251L189 250V252H191ZM57 252H58V251H57ZM121 252H122V251H120V253H121ZM151 252H152V251H151ZM161 252H160V253H161ZM164 252H165V251H164ZM180 252H181V250H180ZM180 252H179V253H180ZM182 252H183V251H182ZM193 252H192V253H193ZM196 252H197V254H198V251L195 250L194 253H196ZM206 252H207V251H206ZM220 252H221V251H220ZM223 252H224V251H223ZM231 252H232V251H231ZM256 252H257V251H256ZM261 252H262V251H261ZM261 252H260V253H261ZM86 253H87V252H86ZM88 253H89V252H88ZM88 253H87L86 255H88ZM104 253H105V252H104ZM107 253H108V252H107ZM112 253H113V252H112ZM122 253H124V252H122ZM185 253H187V252H185ZM194 253H193V254H194ZM262 253H263V252H262ZM125 254H128V253H125ZM144 254H145V253H144ZM157 254H158V253H157ZM170 254H171V253H170ZM174 254H175V253H174ZM174 254H173V255H174ZM189 254H190V253H189ZM203 254H204V253H203ZM211 254H212V253H211ZM213 254H215V252H214ZM258 254H259V253H258ZM103 255H104V254H103ZM111 255H112V254H111ZM111 255L109 254V257H111ZM116 255H117V254H116ZM129 255L134 257V255H131V254H129ZM186 255H187V254H186ZM191 255H192V254H191ZM205 255H208V254H205ZM205 255H204V256H205ZM89 256H90V255H89ZM118 256H120V255H117V257H118ZM126 256H127V255H126ZM165 256H166V255H165ZM187 256H188V255H187ZM192 256H193V255H192ZM204 256H203V257H204ZM212 256H213V255H212ZM253 256H254V255H253ZM54 257H55V256H54ZM54 257H52V259H54ZM90 257H91V256H90ZM93 257H94V255H93ZM93 257H92V258H93ZM96 257H97V256H96ZM102 257H103V256H102ZM106 257H107V256H106ZM122 257H123V255H122ZM135 257L137 258V255H135ZM157 257H158V255H157ZM159 257H161V256H159ZM166 257H167V256H166ZM183 257H184V255H183ZM199 257H200V256H199ZM208 257H209V256H208ZM248 257H249V256H248ZM254 257H255V256H254ZM38 258H39V257H38ZM41 258H42V257H41ZM94 258H95V257H94ZM103 258L106 259L105 256H104ZM107 258H108V257H107ZM124 258H125V257H124ZM155 258H156V257H155ZM175 258H176V257H175ZM188 258L190 259V257H188ZM200 258H201V257H200ZM230 258H231V257H230ZM256 258H257V257H256ZM33 259H34V258H33ZM47 259H50V257L47 258ZM99 259H100V258H99ZM108 259H109V258H108ZM110 259H111V258H110ZM122 259H123V258H122ZM125 259H128V257L125 258ZM129 259H130V258H129ZM133 259L135 260V258H133ZM157 259H158V258H157ZM165 259H166V258H165ZM179 259H180V258H179ZM196 259H197V258H196ZM196 259H195V260H196ZM202 259H203V258H202ZM202 259H201V261H202ZM206 259H207V258H206ZM206 259H205V257H204L203 260H206ZM213 259H214V258H213ZM232 259H233V258H232ZM243 259H244V258H243ZM247 259H248V258H247ZM247 259H246V261H247ZM257 259H258V258H257ZM36 260H37V259H35L34 261H36ZM38 260H39V259H38ZM40 260H41V259H40ZM50 260H51V259H50ZM55 260H56V259H55ZM55 260H54V261H55ZM57 260H58V259H57ZM57 260H56V261H57ZM68 260H69V259H68ZM80 260H81V259H80ZM112 260H113V259H112ZM116 260H118V259H116ZM185 260H187V259H185ZM223 260H225V259H223ZM237 260H239V259H236V261H237ZM241 260H242V259H241ZM244 260H245V259H244ZM5 261H6V260H5ZM10 261H11V260H10ZM30 261H32V259H31ZM61 261H62V260H61ZM64 261H65V259H64ZM66 261H67V260H66ZM73 261H74V260H73ZM106 261H108V260H106ZM121 261H122V260H121ZM121 261L119 260V262H121ZM124 261H125V260H124ZM131 261H132V259H131ZM131 261L129 260L128 262H131ZM138 261H139V260H138ZM138 261H136V262L138 263ZM155 261H156V260H155ZM158 261H162V262H163L164 260H161V258H160V260H158ZM187 261H188V260H187ZM187 261H186V262H187ZM201 261H200V262H201ZM210 261H211V260H210ZM225 261H227V259H226ZM239 261H240V260H239ZM36 262H37V261H36ZM52 262H53V261H52ZM57 262H58V261H57ZM109 262H110V261H109ZM126 262H127V261H126ZM126 262H125V263H126ZM128 262H127V264H128ZM134 262H135V261H134ZM145 262H146V261H145ZM152 262L154 263V261H151V263H152ZM164 262H165V261H164ZM164 262H163V263H164ZM200 262H199V263H200ZM207 262H208V264H211V263H209L208 260H207ZM212 262H213V261H212ZM242 262H243V261H242ZM6 263H7V262H6ZM40 263H41V261H40ZM44 263H45V262H44ZM44 263H43V264H44ZM48 263H49V261H48ZM58 263H60V262H58ZM80 263H81V261H80ZM82 263H83V262H82ZM122 263L124 264V262H121V264H122ZM131 263H133V262H131ZM147 263H148V262H147ZM149 263H150V262H149ZM149 263H148V264H149ZM151 263H150V264H151ZM197 263H198V262H197ZM199 263H198V264H199ZM204 263H205V262H204ZM223 263H224V262H223ZM223 263H222V264H223ZM248 263H250V260L248 261ZM8 264H10V263H8ZM22 264H23V263H22ZM27 264H28V262H27ZM30 264H31V263H30ZM32 264H33V263H32ZM34 264H35V263H34ZM41 264H42V263H41ZM49 264H50V263H49ZM52 264H53V263H52ZM61 264H62V263H61ZM64 264H66V263H64ZM70 264H71V263H70ZM119 264H120V263H119ZM129 264H130V263H129ZM134 264H136V263H134ZM206 264H207V263H206ZM213 264H214V263H213ZM252 264H253V262H252Z\"/></svg>",
  "mask_w": 264,
  "mask_h": 264
}]
</instances>
